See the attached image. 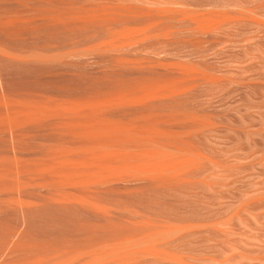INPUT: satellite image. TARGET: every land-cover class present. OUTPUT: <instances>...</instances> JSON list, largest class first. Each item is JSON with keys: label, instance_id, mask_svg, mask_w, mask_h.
<instances>
[{"label": "rangeland", "instance_id": "1", "mask_svg": "<svg viewBox=\"0 0 264 264\" xmlns=\"http://www.w3.org/2000/svg\"><path fill=\"white\" fill-rule=\"evenodd\" d=\"M80 1L81 0H0V43H1L0 45H1L2 48H3V45L4 46H7V47H4V48L8 52L9 51L12 52L11 55L7 52L6 57H4V58L2 57L0 59V90L3 89V90L0 91V99L2 97V100L0 101V105L2 104V107L0 106V111H1L2 115L4 114L3 116L0 115V117L1 116L2 117L8 116L7 115L8 110L11 113L12 108H14V110H15L17 108L15 106L16 105L17 106L18 105H21V104H23V102H25V103H32V100H35V102L36 101L37 102L40 101V103H43V101H46L47 102V100L50 102L49 99H51V98H52L51 100L53 102L55 100L56 101L57 100H63V99H66L68 97L70 98V96H71V98H73V95H75L74 97H81V96H84V95H87V94L95 93L96 91L97 92H101V91L107 89L106 86H109V85L111 86V84L113 83L112 81L110 82L109 77H110L111 80L112 79H115V80H113L114 82H116V80H117V83H121V82H125L126 79L128 81L129 78L132 77V76H133L132 78L140 79V78H142L141 76L146 77L148 75H155V74H158L159 73L157 69L156 70L155 69L154 70L153 69H151V70L150 69L144 70L145 68H143L141 70L142 73L140 71H138V70H134V71L133 70H131V71H126L125 70V72L124 71L122 72V70H118V71L111 72L112 70L110 71V68H111V62L112 61H110L111 60L110 58H112L114 54H116V55L119 54V55H117L119 57H116V55H115V58L113 57L114 59H119V58L122 57L121 59H123V60H125V59L126 60H132V59L141 60L140 58L142 57V55L143 56H147L145 59H147L148 57H150L147 60H149V59L152 58L151 59L152 61H150V60L147 61V60L144 59V61H145L144 62L143 61V58L144 57H142V60H141L144 63V65H145V63H148L149 66L155 65L156 63L157 64H161V62H162V64H167V63H173V64L175 63L176 64L177 61L180 62V64L181 63L182 64L184 63V65H186L185 62H188L189 61L190 64H188L189 63L188 62L187 63L188 66L187 67L190 68L191 65L193 67V64L192 63L194 62L195 63L194 64L195 66L193 68L191 67L192 70H189L188 69L189 70L188 72L189 73H191L192 71L193 72H199L200 75H203L206 78L211 79L212 82L209 83V84H199V82L194 81L193 82L194 85H193V83L191 84V86L193 85L192 87L189 85L190 86L189 87V90L187 91L186 95L184 96L185 101L189 104V106L193 107L196 110H199L198 111V118L194 122L195 123L194 124L195 127L192 126L193 127V128H191L192 130L191 129L190 130L193 131V129L195 128V136H196V138H194L195 137L194 136L193 139H195L196 141L195 140L194 141L197 143V145H198L199 149L202 151L203 155L206 156L208 159H211L213 162H215L218 165V167H215L216 170L213 171V169H214L213 168L214 167L213 166V163L210 162V160L209 161H206V168H209V170L205 171V173L202 175V179L203 180L200 178L201 183H199L197 186H195L194 187L195 189H193V190H189L188 188H186V189H183V190H168V191L167 190H164V191L161 190V191H159L160 189H154V188L151 189L150 187H149L150 188L149 189L148 186H147V189H146L145 188L146 186L144 187L143 185H141V186L139 185V187H138L137 185H134V184H131V185L127 184V186H124V189H122L123 188V185H121L122 187L120 185L118 187V185H117V186H111V188L109 186H104V188H102V187L97 188V189H99V191H101L100 189H102V191H104V190L106 191L105 193L103 192L102 194L98 190H96V188H94V189L91 190V191H94V192H89L90 190L89 191L84 190L86 192H84L83 190H74L75 192L77 191V193H75V194H80L78 192H81V194L84 195V197L81 196V195H77V197H76V195L73 193L74 192L73 190H71V192L73 191L72 194H68V193H70L69 190H66L67 191V193H66L65 190L63 191V189H61V190L59 189V191H63V193H66V195L64 197L65 198L64 200H66V201L69 199V197L71 198L73 196V198H78L79 197V199H78L79 201L78 202H80L81 199H84L85 196H86L88 200L86 201V198H85V200H82V201L85 202L86 205H87V203H90L89 202L90 199H92L96 203H98L100 201V199H101V201L104 200L105 202H103V203L100 202L101 204L99 203L98 205H96V206H98L99 209L102 207V209L105 210V208L107 209V207L113 206V208L116 210L115 205H117V209L119 210V214H118V210L115 211L112 208H111L112 210L111 209L110 210L107 209L108 211L107 210L105 211V212H108V213L99 214V213H102L104 210H102V212H101V211H99V209L96 208V206L95 207H92V205H91V208H90V205L89 204H88L89 206L88 205L86 206L85 204L83 205L82 202H81V204H79V203L76 202V203H74L75 204L74 205L73 204V202H75V201H73L74 199L71 200L72 201L71 202L72 203L71 205H70V202L69 201H67V203L65 202V204H63L61 201H63L64 194L62 192H59V191H58L59 193L57 192L58 195L57 194H55V195L53 194V195L56 196L55 197L56 200H57V196L61 195L60 196V197H62V200L60 198V200H61L60 202L61 203L58 201V204H57V202L55 204V202H54L52 204L54 206H52L51 205L52 202H49L50 203L49 204L48 203L49 199H47V198L50 196V194H49L50 191H55L54 188L53 189L51 188V190L49 191V189H47V187H45V189H46V191H45V189H42V188H44L43 187L44 184L43 185L41 184L42 185V188L41 189H39V187L37 188L38 189L37 192H39V190H40L41 191L40 193L42 194L41 197H40V199H39V196L40 195L36 192L35 185L36 184H40L41 182L38 183L39 182L38 180H36V182H32V180H30L33 175H34V177H33L34 180L37 177L39 178V175L37 174V176H36V174H35V173H37V171L34 172L35 169H33V168H35V166H33V165L34 164H37L39 162V160L36 163H33V162L35 161V158H36V160L37 159H41L40 157L43 156L44 153L45 154H44L43 157H46L48 159L49 156L53 152H56L58 150V148H56V147H59V145H62V147H63L64 144H66V142H64L65 139L63 140V138H66L67 139V137H65V136L62 135L63 136V138H62V136H60L61 134H59L56 131V129L54 128V122H52V121H50L51 123H49V125H47L49 121L48 122L47 121H42V123H41V121H40V123H37V121H36V124L37 125L39 124V127H37V125L35 126V121H32L34 123L33 125H31L32 123L29 122L30 124L28 123V125H27L29 128H27V126H26L25 129L27 131L29 130L30 132L31 131H33V132H31L32 135H28V136H27V134H30V132L27 133V131L22 126L23 124H21V123L19 124L20 126H22L21 128L18 125H15V126H18V128L16 127L17 129L20 128L19 131L22 130L18 134V135H20V134L21 135L20 136H17L16 135V137H15V136H13L14 135V132H12V133L10 132V127L7 126L5 123H3L0 120V123H1L0 124L1 125L0 126L1 127L0 132L2 133V134L0 133V141L2 140L3 143L5 142L4 144L0 142V154H1L0 159H2V158L5 159L6 158V160L8 162L10 159H7V158L12 153L16 152V153H14L16 155L15 158H14V154H12L10 156L11 160L14 159L15 162L17 160L16 163L19 164L20 159H17V156L18 155L20 156V154H22L20 157H22V156L24 157V158L22 157L23 159L22 158L21 159L23 161L22 163L25 164V163L30 162L28 159H30L31 156L34 154L33 157H32L33 161H31L32 163H30V164L28 163L29 165L32 164V166H29V165H26L25 164L27 166L26 167L25 165L23 166V164L21 163V164H19V165H21V167L19 168L18 171L19 172L20 171L23 172L24 170L27 171V169L30 170L29 173L24 171L25 173H28L27 179H29V177H30L29 180L25 179L26 180V183L28 182V184H29V183L32 182V185L30 184L31 186L34 185L33 183H36L34 185L35 188L34 189L32 188L31 191L29 192L28 188H26V186L28 184L24 183L25 180L23 179L24 176L26 178V175H24L25 173H23L24 176L21 177V179H23V181H21L18 176H20L22 174L21 173L19 174V172L18 173L14 172V170L17 171V167H19V166H17L18 164H16L13 161H12V163H9L11 161H9L8 163L3 162V165H5L4 167H6V165L8 166V169L10 167L9 172H6L5 171L6 169L3 167V165L1 166V164H0L1 169L2 168L5 169V170L3 169L4 171L1 170V171L5 172V174L3 172H2L3 174L0 173L2 175V176L0 175L1 178H2V179H0V182L4 181V183L3 182L1 183L2 185H0V187L2 188L6 184L5 185L6 187H3L4 190H6V188H10V189H7L6 191H3L2 190V192L0 190V193H1L0 196L1 197H4V198H2V201L0 200V206H1L0 207V243L2 242L1 245H0V247L4 250V251L0 250V259H1L0 261H1V264L2 263H6L7 259H8L7 262L8 263L10 262V264H11V261H12V264H14L15 262L19 263L20 261H22L25 264H27L26 262H28L27 260L29 258H30V262H32V264H33V261H36V260L38 261V263L42 264V261L40 262L39 259L40 260H42V259L44 260L45 258L48 260V262H53V261L56 262V260L59 261V259H61V257H62L59 254V252H58L60 249H61L60 251H62V249H64V250L66 249L65 251L63 250L65 253L68 251V249H70V251H68V253H73L74 252L76 254L79 251L78 255H80L81 251L84 253L85 250L86 251L92 250V248L87 247L88 244L90 246H91V244H93L92 245L93 246V249L98 247L97 245H99V244H96L97 241L95 240V238L97 240L99 239V242H97V243H100V245L102 246L103 244L108 243V240H110L111 238H113L114 236H116V234L118 233V231H119L118 234H122L121 233V230L123 229V227L121 226V224L123 226H125L124 229L127 228L125 230V232L126 231H129L130 228H128L126 225L129 223L130 220L132 221L134 219L135 214H136V218L138 220H142L143 219L142 221H144L145 219L147 221V219H149V218H146L147 215H150L151 216L150 219L152 221H153V217L158 218L156 220L157 221L160 220V222H163L161 220V218L165 219V221L167 219L166 222H168V219L169 220L171 219L170 221H173V222L174 221L176 222L177 220L179 222V220H180L179 223L176 222V223H178L177 226H180V227H181V224L180 223L183 222L185 224L186 221H187L186 224L193 226L194 227L193 230L194 229L200 230L199 233H196V235H193L194 237H188L189 239L188 238H184L185 240L180 245L178 244L180 247L177 245V247H178L177 249H179L178 250L179 252L177 250H173V251L171 250L174 254H178L179 253L178 256H176V257H179L180 261L183 260V262H187V263L189 262L191 264H196V263L197 264H209V263L210 264H219L217 262H213L212 263V261H208V260L207 261L206 260L204 261V259H205L204 257H206V256L208 257L211 254L210 256L211 257L214 256L215 259H217V260L229 258V259H227L228 262L225 263V264H264V0H157L155 4L149 3V5H147V4L144 3L146 1L143 2L142 0H138V1H141V3H144L145 4V8H146L145 10H143V8H142V6H144V4H140L136 0H134L136 2L133 1L135 4L133 2L128 3V2H130L132 0H126V2L128 3V6H130L129 4H131V6H132V3L134 4V6H132V7H134V9H136L135 12H138L136 14L137 16L135 15V12L133 11L134 9L132 7L131 8L133 9L132 11L134 13L133 12H130L131 11V8H128V7H126V9L127 8L129 9L128 10L129 13L127 12V10H122V9H124L123 6H125L127 4V3L125 4V0H124V2H121L120 4H119V2L121 0L120 1L118 0L119 2H117V0H111L112 2L111 1L108 2V3H110L109 5H107L108 3L105 4L106 1H108V0H106V1L104 0V2H105L104 4L105 5L102 4L101 6L99 5L100 4L99 0H92V2H90L89 0H85V2H83V3H86V6H85V4L82 5L83 3L80 2ZM87 1H89V4L87 3ZM113 1L115 3L117 2L116 4H119V5H117V6H119V8H121V5L123 4L122 5V9H121L123 12L120 11L121 14H119L120 13L119 12L120 9L118 7L115 8V5L116 4L113 3ZM159 1H162V2H160V5L158 4ZM73 2L76 3V4L74 5ZM77 2H79V3H77ZM101 2H103V1H101ZM163 2L164 3L165 2H170L168 4L165 3V4H167L165 6H167V7L168 6L173 7V9H172L173 14H170L169 13V15H172V17L167 15L168 13H166V11H165L166 9H164V11H163V7H165V6H162L163 5ZM68 3H69V5H68ZM97 3H98V5H97ZM161 3H162V5H161ZM55 4H56V6H54ZM138 4H139L140 7H136V6H138ZM156 4L158 6V8H157L158 10L157 9L154 10L156 8ZM58 5H59V7L62 6V7L59 8V11L61 10L60 12L58 11V7H57ZM65 5H66L67 8L71 9L72 12L70 10H69V12H71L73 15H71L68 11H66L68 13H65V12L63 13L62 9L63 10H68V9L65 8ZM63 6H64L65 9L63 8ZM71 6H73V7H71ZM77 6H78V9L80 8V11L82 13H84V14H81V12L79 10H78L79 13H78L77 10H75V9H77ZM92 6L94 7V9L96 7V10H94ZM102 6H104V7L107 6L108 8L107 7L106 8H104V7L102 8ZM160 6H161V8L159 9ZM97 7H100L102 10H99L100 8L97 9ZM167 7H165V8H167ZM175 7H178L176 9H178L179 13H181L180 12V8H183L182 10H184V11H182V12H185V13H183V14H185V16H182V17H185V19H187V20H185V21L183 20V22L180 21V24H179V22H176L177 20H173V15L175 16L174 13H176L174 11L175 10ZM55 8L57 10L56 12H55V10H53ZM85 8H86V10H85ZM112 8H113V10H115V9L117 10L118 13L116 14V16H115V13H116L115 11L113 12V14H110L111 16L109 15V13H112L110 11H113ZM186 8L188 10L187 12H186ZM188 8H190V9L191 8H196V9L199 8L198 9V12H199V10L201 11V9L203 10V12L205 10L208 13L207 16H209V14H211V13H209L210 11H213V13H212L213 15H211V17H207V16L205 17L206 12H205V15H203L204 17H201L202 15L200 14L201 15L200 18H202L201 19L202 21L204 20L203 18H207V19L209 18V20L206 19L207 20L206 21L207 24L208 23L210 24V22L212 23V21H215L217 19L220 20V14H222V17H221L222 19H223V17H224V19H225V17H227V16H223V14L229 15V16H230V14H232V16H235L236 19L234 21H232V22L230 21L231 23H225L223 25L221 24V26L217 27V29H215V28H210L209 29L207 27V26H209V24L207 25L205 23V20H204L203 23H202V21H200L203 26L201 27V25H200V28L199 29H198L199 25H197V24L200 23V22H198L197 24H194V25H197L198 26L197 27V29H198L197 31H199V32H196V34L197 33H201V34L196 35L195 33L194 34L192 33L193 31H190L188 29V27L191 26L190 25V21L191 20H190V18L189 19L187 18L189 16H186V13H189V12L191 13V11H193V13H194V10L193 9L189 10ZM103 9L108 10L107 11L108 14L102 12ZM138 9H140V11ZM167 9H168L167 10V12H168L169 9H170V7H168ZM196 9H195V11H197ZM91 10H92V13H94L96 11L95 13H97V16H99L98 13H100V14L103 13L100 16L103 15V16L111 17L112 21L110 20V18L108 19V21H107V19L104 20L106 22V24L100 22L99 20H101V19H98V21H96V19H93L94 21H92V19H91V18H93L92 16H94V18H95L96 15H95V13L94 14H91ZM39 11L41 13L43 12V14H39L40 13ZM48 11H50V13L52 11V13L50 14ZM89 11H90V13H87V14L88 15L90 14L92 16H88V18H85L84 17L85 16V13L86 12H89ZM125 11H126L127 15L129 14V16L131 15V13L134 14V17H133V15H131V18L129 16L127 17L126 14H124L125 15L124 16L122 13H125ZM141 11H145V12L144 13L143 12L141 13ZM153 11H155V13H156L155 16L153 15V13H154ZM156 11H159L160 14H162L164 12L166 14L164 13V15L163 14L162 15H158V12H156ZM172 11H171V13H172ZM35 12H36V15L34 16V13ZM37 12H39V13H37ZM61 12H62V14H59ZM203 12H202V14H203ZM54 13H56L57 15L59 14V17H57V15H56V17H57L58 20L55 19L56 17L54 16L55 15ZM74 13H75V16H74ZM193 13H191V14H193ZM22 14L24 16H22ZM45 14L46 15L49 14V15H47V17L44 18L45 17ZM52 14H54V15H52ZM66 14H67V16H66ZM76 14H78L79 16L81 15V16L79 17ZM105 14H107V15H105ZM138 14H139V16L140 15L142 16V17H140L141 19L139 18ZM194 14H198V13L196 12ZM51 15H52V17H55L54 19L52 18V22H53V20L54 21L56 20L57 21V22L55 21L56 23H52L51 20H47L48 16H51ZM68 15L71 17L70 18L71 20L69 19L70 21H68L71 26L65 20V18L64 19L61 18L62 16L63 17L66 16L68 18ZM82 15H84V16H82ZM166 15H167V17H166ZM4 16H5L6 20H5ZM17 16H19V17H17ZM72 16L74 17V19H72ZM114 16H115L116 20H115ZM157 16L161 20L163 19L165 22L162 21V24H161V21L159 23H157L160 20V19L159 20L157 19ZM162 16H163V18H162ZM13 17L14 18L17 17V19L19 18L18 19V23H20V24H21L20 21H22L23 18L25 19V17H26V19L28 21L23 20L22 21L23 24H24V22L26 23V25L24 24V26H23V24H21V25L18 24L17 23V19L15 20ZM20 17H21L22 20L20 19ZM38 17H41V18L39 19ZM86 17H87V15H86ZM123 17H124V20H123ZM12 18H13V21H11ZM30 18L32 20H29ZM34 18H35V21L33 20ZM42 18H44V20H42ZM59 18H61L62 20H60ZM77 18H79V20ZM80 18H83L84 20L83 19H80ZM120 18H122V21L123 22H121V19ZM168 18H170V19L168 20ZM48 19H51V17H49ZM88 19L91 20V21H89ZM127 19H129V20H127ZM130 19H132V20H130ZM154 19L156 21L157 20L158 21L156 22V21H154ZM14 20H15L16 23L14 22ZM64 20L66 22V23H64L66 26L63 25V24H61L62 25L61 26L59 24V21L64 22ZM73 20H75V22ZM76 20H78V21L76 22ZM81 20H83L86 23H82L83 21H81ZM113 20H114V22H113ZM149 20H150L152 26H150ZM152 20H153V22H152ZM8 21L13 22L15 25L13 26V23H10L12 25L11 26L9 25V27H8V24L5 23V22L9 23ZM39 21H40V24H38ZM43 21L46 22V23L49 22L48 23L49 25L46 24V23H44ZM101 21H103V20H101ZM167 21H168V23L165 24L166 25V27H165V25H163V24L166 23ZM91 22H93V23L96 22V24H93L92 23V25H91ZM144 22H145L146 25H144ZM146 22H148L149 24H147ZM154 22L156 24L153 26ZM187 22L189 23L188 24L189 26L187 25ZM76 23L78 25H76ZM97 23H99V24H97ZM17 24H18V26L16 27ZM54 24H57V26L54 25ZM84 24H89V25L88 26L87 25L85 26ZM118 24H119V27H118ZM120 24H121V26H120ZM122 24H123V26L125 25L124 27H126V26L129 25L126 28L127 30H129V29L135 30L134 27H136L139 24L136 27V30L137 29H140V31H141V34L139 35V37L137 36L140 39V40L138 39L139 40L138 42H137V39H135L133 37L128 38L130 40V43L128 42L129 41L128 39H126L125 41H123L124 46L126 47V50H125V47H123L121 45L122 46L121 51L122 50H123V52H124V50L126 52L129 51L128 52L129 55H126L127 54L126 52L122 53L121 51H120L121 53L120 52L118 53L117 51H119L120 48H118L117 50L114 49L112 51V52L115 51L116 53H112L110 50H108L113 55L110 52H104V50H101L99 48L101 50L99 52H103V53H99V52L96 53L95 52L96 54L94 53L93 56H92V53H93L91 51V49H92V45H91L92 42L95 45V41H96V43L99 41V43L96 44V46L93 45L94 47H99V45H101V43H103V41H105V40L108 39V36L107 35L110 33V31L112 32V30H115L116 28H118V29H120L121 27L123 28ZM133 24H135L136 26L133 25ZM205 24H206V27L208 29H204V25ZM39 25H41L42 28ZM72 25H74L75 28L77 26V29H75V31L73 30L74 27ZM97 25H100L102 27L99 26L100 27L99 28ZM162 25H163V27H165V30L162 27ZM20 26H22V28H18ZM37 26H39V28ZM47 26H49V28ZM67 26H69V27L66 29ZM79 26H85L83 29H86V30H83L82 27L79 28ZM108 26H109V28H111L112 26L113 27L110 30H107L106 27H108ZM131 26H133V28ZM185 26H187V30H186V27ZM13 27L14 28L16 27V28L14 29ZM60 27H61V29H60ZM91 27L92 28L93 27L94 28L97 27L96 28L97 30L94 29V28L92 30ZM149 27H151V28L154 27L155 29L152 30ZM167 27H169L170 29H172L171 30L172 32L173 31L175 32L176 30H177V32H175V34H174V32L172 33L171 31H169L170 29H168ZM36 28H37V30H39L38 31L39 33H36L37 32ZM144 28L146 29V32L148 31L147 28H149L150 29V32L148 31V33H146V34L143 33L142 34V32H145V29ZM156 28H157V30L158 29H160V30L156 31ZM13 29L17 31V35H16V31H14ZM19 29H20V31H19ZM68 29L72 30L74 32V34L70 30H69L70 32H68ZM78 29H79V31H78ZM80 29H82V30H80ZM101 29L102 30L105 29L109 33L106 31V34H104L105 30H103V34H102V32H101L102 30ZM142 29L144 31H142ZM166 29H168V31H166ZM183 29L186 31V34L184 33L185 31H183ZM40 30H41V32H40ZM63 30H66V31H63ZM99 30H101V31L99 32ZM162 30L164 32L166 31L167 33L166 32L164 33ZM200 30H201V32H200ZM61 31H63V32H61ZM91 31H94L93 32L94 35H95V32H97V35H99V36H97V35H96V37L94 36L93 37V40H92L93 33L90 34ZM151 31L153 32V34L155 33L154 35L157 34L156 37L153 36L151 38V36H152L151 35V33H152ZM188 31H189V33L191 32L192 35L191 34H188L187 33ZM30 32H33L32 34H34L35 36L33 37V35H31ZM84 32H86V34H88V35H86ZM87 32H89V33H87ZM170 32L172 33V35L174 34V37L171 35ZM18 33H20V34L18 35ZM58 33H59V35H58ZM68 33H69V36H68ZM70 33L73 35L72 39L70 38ZM163 33H164V36H162ZM168 33H170V35H168ZM176 33H177V35H176ZM80 34L84 35V37L82 35H80ZM100 34L102 35V37H101ZM30 35H31V37H30ZM74 35H76V40L75 41H74V39H75L74 38L75 37ZM103 35H105L104 37L107 38V39H104V40L100 41L99 38H97V37H100V39L101 38L103 39L104 38ZM141 35L143 37H141ZM146 35H148V36H146ZM37 36H39V37H37ZM144 36L147 37V38H144ZM157 36H161L163 38L160 37V39H158L159 37H157ZM169 36L171 37V39H173L172 41H171V39H170ZM58 37H61V38H58ZM80 37L83 38V39H81ZM86 37H88V38H86ZM34 38H36V39H34ZM41 38H43V39H41ZM77 38L80 39V40H78ZM94 38H96V40ZM153 38H157V41H155V39H153ZM60 39H63V40L61 41ZM89 39H91V40L89 41ZM142 39L143 40L146 39V40L142 42ZM167 39H169V40H167ZM184 39H185V41H183ZM72 40H73V42H75L74 44L76 46L73 45ZM86 40L91 43L89 46L86 45V46H88L87 48H88V50H90L91 54H90V52L87 49H86L87 51H83V50H85V49H83L85 47L84 43H86V44L88 43L89 44V42H87ZM158 40H161V41L159 42ZM164 40H165V42H163ZM188 40H189V42H188ZM63 41H65L64 43H67L69 41L68 42L69 44H67V45L65 44L63 46ZM78 41H80V44L79 45L77 44ZM81 41H84V42H81ZM131 41H135L134 43H136L138 45V46L135 45V48L136 49L134 48V45H133L134 43L132 42V44H131ZM41 42H42V45H40ZM50 43H52V44H54L56 46L55 47H53V46L51 47L52 44H50ZM129 44H130V46L133 45V47H132L133 49L130 48ZM68 45L70 46L68 48L70 52L72 51V49L74 47L77 48V49H75L78 52L77 54L74 51H72V52L75 53L74 54L75 56H77V55L79 56V53H82L83 52L82 54H80V57L78 59L79 61L78 60H74L78 56L75 57L74 55H72L73 53H71L72 56L69 55L72 58L66 56L68 54H66L64 52H66V49H67ZM38 46H39V48H38ZM43 46L46 49H44ZM49 46L51 47L50 50H49ZM79 46H81V47L84 46V47L81 48L83 50H81ZM30 47H31V50L33 48L32 51H35V50L37 51L39 49L37 53H39L40 50L43 51V52L40 51V53L42 54V55L40 54V59H37L38 57L36 58L37 60L35 58L34 59H31V58H33V56L31 55V57H30L31 62H30V59H28V56L30 55V50H29ZM127 47L130 50L127 49ZM57 48H59V50H57ZM26 49L29 50V51H27ZM61 49H64V50L60 51ZM99 49L97 48V50H99ZM4 50H2V51L0 50V52H1L0 53V57L5 55L4 53H6L5 52L6 50L5 51ZM44 50H46L47 52L44 51ZM16 51L17 52H19V51L20 52H23V53H20L19 52L20 55L22 54L21 56L23 57V59H24V56L23 55L26 52L29 53V54L26 53L27 54V57H26L25 60L27 62H25V60H23L22 57H20V56L19 57L22 60H19L20 58L18 59V57H17V60L18 61L16 60V58L15 59L12 58L14 52H15L14 56H18L19 55L18 53H16ZM69 51H67V53ZM130 51L133 52L132 55H131V52ZM60 52H61V54H62V52L64 53V56L67 57V60L72 59L70 61H73V62H69L68 61L67 63H69V64L64 63L66 61V57L65 58L62 57L63 54H62V56L60 54L61 58L59 57V60L61 59L63 61H61V62L58 61V63H56V65L54 63V62H56V61H54L55 60L54 57H52V58H54L53 59L54 62H50L52 60L50 58H48V60H47L46 57H45L46 59L45 58H43V59L41 58V56L43 57V53H44V56H45V54L46 55L48 54L47 56H49V55L52 56L54 53L59 54ZM84 52H85V55L87 53H89L90 55L89 56H87V55L85 56L84 55ZM2 53H3V55H2ZM32 53L35 54V56L37 55L35 52H32ZM104 53L105 54L106 53H109L110 54L111 57L109 56V54H106V55H108V57H109L110 60H108V58H106L107 56L104 55ZM157 53H161V54H159V56H162V54H163L162 58L160 57L159 62H157L158 59H159V57L156 56ZM8 54H9V56H8ZM16 54H18V55H16ZM97 54H99V57H98V60L99 61L97 60V57H95ZM81 55H84L86 58L85 57H82ZM137 55H139V56H137ZM58 56H57L56 59H58ZM90 56H92V57H90ZM126 56L127 57L133 56L134 58H131V57H129L130 59L123 58V57H126ZM136 56H137V58H135ZM155 56L157 57V61H156ZM9 57H10V59H9ZM81 57L83 58L82 60H80ZM101 57L103 59H101ZM138 57H140V58H138ZM163 57H165V59ZM7 58H8V60H7ZM11 58H12V60H11ZM88 58H89L90 61L87 60ZM95 58H96L97 61L94 60ZM113 58H112V60L114 61ZM13 59H14V61H13ZM49 59H50V61H49ZM163 59H164V61H163ZM43 60H47V63L46 62L44 63ZM106 60H107V62L109 61L110 63L109 64H107V62L105 63ZM153 60H155L154 61L155 63L153 62ZM169 60H171V61L173 60V62H171ZM181 60H182V62H181ZM19 61H21V62H19ZM36 62H39V63H36ZM41 62H43L45 65L43 63H41ZM91 62H93L95 64L96 63L98 64L99 62L100 63L98 65L96 64V66L93 67V65H95V64H93ZM149 62H151V63L149 64ZM178 62H177V64H178ZM34 63H36L38 65L35 64L36 65L35 66ZM61 63H63V64L61 65ZM101 63H103V64H101ZM197 63L199 64L198 66H197ZM40 64H42V65H40ZM47 64H48V66H47ZM58 64H60V65H58ZM64 64H67V65H64ZM73 64H75V65H73ZM100 64L102 66L103 65L104 66H108L109 65V67H107L108 69L105 67L106 68L105 69L104 67L102 68V66H100ZM58 66H59V68H58ZM181 66H183V65H181ZM99 67H101L103 69V70L101 69L103 72L101 70H99V71H96L97 73H94L95 70L100 69ZM183 67L187 70V67L186 66H183ZM196 67H198L199 69L197 68V70H196ZM55 68H57V69H55ZM93 68H95V69H93ZM59 69H62V70H60V72H62L63 75L62 74L59 75V73H57V72H59ZM63 70H64V72H63ZM106 70L109 71L110 73L107 72ZM148 70L149 71H152V72L149 73ZM48 71H49V73H48ZM146 71L148 73H145ZM153 71H155V72H153ZM156 71H157V73H156ZM67 72H69V73H67ZM105 72H107V73H105ZM120 72H121V74H120ZM135 72L137 74H139V75H137ZM122 73H124V74H122ZM127 73H128V75H127ZM88 74H91L92 75L91 76V79H90V75L88 76ZM96 74H97V76H96ZM85 75L88 76V78L87 77L85 78ZM99 75H101L100 76L101 78L99 77ZM135 75H137V76H135ZM121 76H123V77H121ZM78 77H80V78H78ZM97 77H99V78H97ZM116 77L119 78V79H117ZM124 77H126V78H124ZM96 78L99 79V80H95V81H98V85H97V82H94L93 81ZM103 78H105V80ZM91 80L93 81L94 84L93 83H90ZM196 82H197V84H196ZM84 83H86V84H84ZM64 84H65V87H64ZM70 84H71V86H70ZM89 84H91V85H89ZM103 84L106 85V86L104 87ZM73 85H74V87H73ZM87 85H89L88 88H87ZM95 85L98 86V87H95ZM5 86H6V88H5ZM48 86H50V87H48ZM60 86H62V87H60ZM75 86H77V87L79 86V87L77 89H75ZM92 86H94L95 88L92 87ZM45 87H46V90L47 91L45 90ZM54 87H56V89ZM70 87H71L72 90L70 89ZM90 87H91V89H90ZM38 88L40 89V91H39ZM52 88H54V91H53ZM65 88L68 89V90H66ZM36 89H37V91H36ZM42 89H44L45 92ZM60 89H62V90H60ZM30 90H32V91H30ZM17 91H19V93ZM20 91H23V93L25 92L24 94H26V96L22 92L20 93ZM90 91H91V93H90ZM14 92L16 93V95H15ZM28 92H30L29 97H27L28 96ZM39 92L42 93V94H40ZM53 92H55V93H53ZM81 93H83V94H81ZM3 94L6 95L7 97L6 96L3 97ZM19 94H20V96H19ZM49 94H51V95L49 96ZM40 95H42V96H40ZM54 95H56V96L58 95L60 97H53ZM10 96H11V99H10ZM18 96H19V98H18ZM23 96L27 97L29 100H27V102H26L24 99H27V98H24ZM14 97L17 98V99H15ZM30 97H31L32 100H30ZM49 97H51V98H49ZM63 97H65V98H63ZM4 98L6 100L9 98V100L5 101ZM41 98L42 99L43 98L44 99L47 98V100H44L43 99V101H42ZM20 99H21V101L22 100H24V101L21 102ZM53 99H55V100H53ZM10 100H12L13 102L11 101L12 103L11 102L9 103L8 101H10ZM20 102H21V104H20ZM4 103L7 104V105L10 104V106L8 105V107H7V105H6V107H5L4 106L5 105ZM13 103L16 104L14 107H13V105H14ZM11 104H13V105L11 106ZM9 107H10V109H8ZM6 109H7V112H6ZM10 113H8V114H10ZM43 122H46V123L43 124ZM26 124H24V125H26ZM41 124H43V125L40 126ZM2 125H6L7 126V127L4 126V127H6V129L7 128L9 129V130L7 129L8 131H6V132H8V134L10 133L12 136L10 134H9L10 135L9 136L7 133L5 135V129H4V127ZM33 126H35L38 129H40L42 127L43 130H45L46 127L48 129L49 128H51V129L54 128V130L57 133L56 132H52V130H53L52 129L51 131L48 130L51 133V135H49L50 133L46 129L47 133H46V131H44L45 134H42L43 133L42 129H40V131L37 129L38 130L37 131L38 135H37L36 129ZM32 127H33V129H32ZM16 128L15 129L14 128L11 129V131H15V130L18 131ZM16 131H15V134L18 133V132L16 133ZM39 132L43 136L40 135L41 137L38 138L37 136H39V134H40ZM33 133H34V136L35 135H37V136L33 137ZM54 133H56V134H54ZM22 134L25 137H23ZM47 134H48V137L50 136L49 138H51V136H52V138H51L52 140L49 139L48 137H46ZM57 134H58L59 138L53 137V135L54 136H57ZM1 135H2V137H1ZM3 136H4V138H3ZM7 136L10 137V138L8 137L9 140H8ZM11 137L12 138L13 137L14 138L20 137L17 140H21L22 142H25V140L27 138V140L29 139V141H28L29 142L28 143L29 145L27 143H25L26 144L25 145L24 143H22L20 141L19 142L21 144L19 142L16 143L15 142L16 139L14 140ZM44 137H46V138H44ZM60 137L62 138V140H63L64 143L61 141V144L58 145V143H60L59 141L61 140ZM53 138H54V140H53ZM22 139H24V141ZM32 139H38L39 141H37V140H35V141H36V143L37 142H40V143L36 144V143H34L35 141L32 142L33 141ZM27 140H26V142H27ZM49 140H51L52 142L51 141L49 142ZM9 141H10L11 147L9 146V144H7V143H9ZM53 141L56 143V145H54L55 143H53ZM43 142H46V143H43ZM14 143H16L17 145L19 143V145L21 147L20 146H17ZM47 143L49 144V146H47L48 145ZM67 143H68L67 144L68 145L67 146L68 148L70 147V145L73 146V144L70 143V139L68 140ZM22 144H24V145H22ZM32 144L36 145V146H34V147H36V149L33 147L34 150H32L30 152V150L32 149V147H30V145H32ZM45 144H47L46 147L44 146ZM52 144L54 145V148H56V150L54 148H52L53 147ZM50 145L52 147H50ZM7 146H9L10 149L12 148L11 153H9L10 152L9 151V147H7ZM24 146H27L26 147V152H25V149H24L25 147ZM15 147L17 148V150L19 148V150H21L22 152L21 151H18L17 152V150H15L16 149ZM37 147H39V148H37ZM43 147H45L44 151L49 150V148H51L49 151H47L48 157L46 155V152L42 151L43 150ZM67 147H65V148L67 149ZM6 148H8L7 149L9 151L8 153L6 152L7 151ZM21 148H23V149H21ZM40 148H42L41 149V152L39 150ZM27 149H28V151L30 153H28ZM63 149L64 148H62V150ZM13 150H15V151H13ZM51 150H52V153L50 152ZM59 150H61V148H59ZM33 151H35V153ZM1 152L3 153V155L4 154H6V155L8 154L9 156L7 155L8 156L7 157V156L4 155L5 156L4 157ZM48 152H50V153L48 154ZM39 153H41V154H39ZM26 154L29 155V157ZM35 155H36V157H34ZM39 155H41V156H39ZM46 158H42V160H40L41 162L38 163V164H41L42 165L43 159H45L44 162H43V165H44L45 164V161H47ZM3 161H5V160H3ZM0 163H2V162H0ZM4 163H6V164H4ZM14 163L16 164L15 166H14ZM11 164H12V167H11ZM38 164L36 166L37 167H39V166L41 167V165H38ZM22 166H23V168H22ZM25 167L27 169H24ZM29 167L32 168V170H34L33 171L34 172L33 175H29L30 172H32V170L29 169ZM8 169H7V171H8ZM11 169H13V170H11ZM10 172L12 173V175H11ZM8 173H9V175L12 178L9 177V175L8 176L6 175ZM15 173H16V175L17 174H19V175H17V176L15 175L14 178H17L18 177V179L21 182H17L16 183L15 182L16 179H14V181H11V179L13 180V174H15ZM4 175H6V177ZM7 177H9L10 180ZM4 178H5V180H4ZM6 179H7V181H9L10 184H12V182H14V185H16V187H18V184H19V189L21 187H24V186H21L20 187V185L26 184V186L24 188L27 189L28 191H26L25 189H24L25 190L24 191L23 188L20 191H18L17 189H15L16 188L15 186H12V187H11V185L9 186L8 185L9 183H7ZM39 180L43 182L44 179L41 177V179L39 178ZM5 181H6V183H5ZM7 185H8V187H7ZM134 186L135 187L137 186L138 187V190L135 189ZM142 186L145 188V190H143L145 192V194L142 193L143 195L141 194V190L144 189V188H142ZM28 187H30V186L28 185ZM108 187L112 191L114 197H117V194H118V197H120L121 195H123L119 199L118 198H115V199H117L116 200V203L117 204L114 201L115 200L114 197L112 195H110L111 192H110L109 189H108V191L110 192V194H107V193H109L106 190ZM120 188L122 189V192H119V193H122V194L121 195H119V193L116 194V192L121 191ZM132 188L135 189V191L134 190L132 191L131 190ZM139 188H141V189H139ZM12 189L14 190V193H15V190H17L16 191L17 193L19 192V194H17V195L16 194L13 195V196L11 195V197H13V198H15L17 196L16 201L19 200V199L22 200L24 198V196H23V198H20V196H21V193L20 192H22V193L24 192V193H26V194L23 193V195L26 196L24 199H26V198H28V200L30 199L29 201L26 199L27 202H29L31 204L32 200L34 201V200L38 199L39 202H37V200H36V202L37 203H41V204H42V202H44L43 204L46 206V208L49 211L45 208V206L43 207V205H41V204H38V206H36L37 204L35 205V202H34V204L32 202V205L33 206L26 205V203L23 204V205H21L22 208L24 207L23 209H21L20 206L18 207L17 205H16V207L13 206L14 204H18V202L20 203V201H18L16 203V201L14 199V204H13V200H12L13 198H11V197L8 196V195L12 194V193H10V192H13ZM125 189H127V190H125ZM8 190H12V191L9 192ZM32 190H33V192H32ZM114 190H116L115 191V195H114ZM146 190H149L150 191V195H149V191H147L148 192L147 193ZM47 191H48V193H47ZM56 191H57V189H56ZM56 191H55V193H56ZM151 191L153 192L154 196H155L156 193L158 194V192H159L158 195H161V196L159 197L157 195L154 198V197H152L153 194L151 193ZM6 192H7L8 195L5 194ZM34 192L37 193V195H39V196L36 197L37 195ZM82 192H84L85 194L82 193ZM96 192H99L100 193V194L98 193L99 196H102V195L103 196L102 197L97 196L96 195L97 194ZM132 192H133V194H132ZM164 192H165V194H164ZM27 193H29L32 196L29 195L30 197H27L28 196ZM44 193L46 195H44ZM47 194H49V195H47ZM67 194L69 196H67ZM88 194H90L89 196H91V195L92 196L89 198L87 196ZM94 194H95V196H93ZM105 194H107L106 196H108V198H109L108 200H105V198H104V197H106ZM4 195H6L7 198ZM33 195H34L35 199H34ZM51 195H52V192H51ZM53 195L50 196V197H53V199L49 197L51 201L55 199ZM70 195H72V196H70ZM131 195H133V198H131L132 197ZM146 195H147L148 199L150 197H152V198H150V200L152 201L153 199H155V201L150 202V204H149L148 201H150V200H148L147 198H145ZM46 196H48V197H46ZM138 196L141 197V198H139ZM1 197H0V199H1ZM8 197L11 198L12 201L11 200L8 201L7 200V199H9ZM18 197H19V199H18ZM44 197H45V200H44ZM66 197H68V198H66ZM80 197H82V198H80ZM111 197H113V199ZM128 197H130V198H128ZM95 198L96 199L98 198L99 200L96 201V200H94ZM121 198H122V200H121ZM106 199H107V197H106ZM132 199H133V202L134 203H132ZM145 199H146V201L147 200L148 201L147 202H144ZM23 200L21 202H23ZM26 200H24V201H26ZM120 200H121V202H120ZM134 200L137 201V203H135ZM10 201L12 203H8ZM45 202H47V203H45ZM106 202H108V203H107V206L104 208L103 206L106 204ZM156 202H157V204H156ZM130 203L132 205H130ZM142 203L144 204V207H142L143 206ZM20 204H22V203H20ZM66 204L67 205L69 204V208L70 209L67 207ZM77 204L80 205V206H78ZM108 204H109V206H108ZM134 204H135V206H134ZM6 205L7 206H10L11 205L14 208V210H13L12 207H11L12 209L11 208L8 209ZM24 205L25 206L32 207V210H29L30 208L29 207H25ZM34 205H35V209H34ZM55 205H57V207L59 205V207H60L59 210L56 207L57 210L54 209L55 212H53V213H57L58 215L57 214L52 215L53 213L49 209V208L52 207L51 210H53V208H55ZM82 205L85 206V207H83ZM100 205H103V206L99 207ZM124 205H126V206H124ZM129 205L134 209L132 212H130L131 210H130ZM93 206H94V204H93ZM148 206H149V209H148ZM61 207H62V210L63 211L65 210V212H62ZM64 207H65V209H64ZM81 207H83V208L81 209ZM86 207H89V208L87 209ZM123 207L124 208L126 207L127 209L126 208L124 209ZM134 207H136V208H134ZM150 207H152V208H150ZM17 208H20V210H18ZM36 208H37V210H36ZM94 208H96V209H94ZM128 208H129L130 211H128ZM153 208L158 210V214H156L157 213V210H154ZM169 208H170V211H169ZM66 209H67V211H66ZM77 209H79V210H77ZM89 209H91V210L89 211ZM123 209L126 210V212H123V214H122V210ZM142 209L143 210L144 209H146V210L148 209V211H145L144 210L146 214L148 213L146 216L144 215L145 213H143L144 211ZM150 209H153V210H151L152 212L150 211ZM162 209L163 210H166V212H168V211L169 212L166 213ZM22 210H23V213L21 214V211ZM74 210L77 211L78 214L75 213L77 215L74 214V212H76ZM82 210H84V211H82ZM92 210L94 211V213H93ZM96 210L99 211V212L98 213H95ZM135 210H137L136 213H135ZM159 210L162 213L161 212L159 213ZM171 210H173V211H171ZM31 211H32V214L30 213ZM42 212L45 215H43ZM111 212H114V213H111ZM150 212H151V214H149ZM163 212H165V213H163ZM24 213H25V215H23ZM62 213L63 214L65 213L66 215L65 214L63 215ZM80 213L82 215L81 217H80ZM86 213L87 214L90 213V214L87 216ZM129 213H130V215H128ZM140 213H141V215L143 213L145 219H144V217L143 218L140 217ZM170 213H172L173 215L175 214V215L174 216L172 215L173 216L172 217ZM176 213H177V215H176ZM46 214H47V216H46ZM95 214H96V216H95ZM109 214H112V216L109 215ZM115 214H116V218H115ZM132 214L134 216H132ZM159 214H160V217L162 216L160 219H159ZM167 214L170 216V218H168L169 216ZM49 215H51V216H49ZM74 215L76 217L78 216L79 217V218L77 217L78 219L81 218L80 221H82L83 223L80 222V221H78V219H76V217L74 218ZM84 215L86 216V218L87 217L88 218L86 219ZM97 215H99V216H97ZM100 215L103 216L104 218L101 217ZM105 215H107V216L109 215L110 217L109 216L108 217L112 221H110V219L107 216H105ZM117 215H119V217ZM121 215H122V217H121ZM164 215L165 216L167 215V216L165 217ZM179 215H182L181 216L182 219L179 218L180 217ZM54 216H56L57 218L54 217ZM65 216H68V217H65ZM175 216H176V218L178 216L179 219L178 218L176 219ZM24 217L26 218V220L24 219ZM27 217H28V219L29 218L30 219L27 220ZM40 217H42V218H40ZM53 217H54V220L52 219ZM62 217H64V218H62ZM70 217L74 218V220L72 218L70 219V220H73L72 221L73 223L69 220ZM95 217H96V219H95ZM131 217H133V219ZM183 217L184 218L187 217V219L185 218V220H183ZM55 218H56V220H55ZM97 218H100V220H97ZM105 218H108L107 220L110 223H107L108 221L105 220ZM121 218H123V219L120 220ZM136 218H135V221H136ZM155 218H154V222L156 221ZM48 219L49 220L51 219V221L49 222ZM58 219H60V221ZM62 219L64 221H62ZM102 219H103L104 222L102 221ZM150 219H149V221H150ZM23 220L26 221V224L29 223L30 228H29V226H27L24 223ZM65 220L67 222H65ZM90 220H91V223H90ZM57 221L59 222L60 225L57 224ZM75 221L76 222L78 221L77 223L79 225L80 224H82V225H80V226L78 225L79 228H76L77 227V223H75ZM99 221H101V222H99ZM119 221H121V222L123 221V222L120 224V223H118ZM44 222H45V224H44ZM62 222H63V224H62ZM95 222L97 224L99 223L100 224V227L97 224H96V226H97L96 227L95 224H94ZM189 222H191L192 224L191 223L189 224ZM74 223H75V225H74ZM85 223H89L91 225L94 224V225L93 226L90 225V227H89V224H85ZM114 223H116L118 225L120 224L119 227L121 226L120 228H122V229H119V227L117 225H114ZM23 224H25V226H23ZM38 224L40 226L41 225L42 226L40 227ZM53 224L54 225L57 224L59 228L56 226V228L54 227L55 229L53 230ZM107 224H109L110 226L113 224V226H111V227L112 228H116L118 230L113 229L114 233H112V230L110 231L111 227L109 225H107ZM47 225L52 226V227H49ZM187 225H184V227L187 226ZM37 226H38V228H36ZM43 226H47V227L44 228ZM60 226H62V227H60ZM66 226L69 228L68 230H67V227ZM103 226H106V228L108 229V231H107L106 228H104L102 230ZM128 226H130V224H128ZM182 226H183V224H182ZM191 226H190V228H189V226H187L188 228L186 227L185 229L186 230L187 229H191ZM21 227L22 228L24 227L23 229H25V231ZM109 227H110V229H109ZM34 228H36V230H34ZM51 228H52V230H51ZM60 228H61V232L59 231ZM12 229L13 230L15 229V230L13 231ZM16 229H19V230L22 229V231L24 233V236L22 235V231H19V230L17 231ZM26 229H29V230H27L28 232L26 231ZM39 229L40 230L42 229L41 231L43 233ZM48 229L51 230V231H48ZM65 229H66V231H65L66 234L69 232L67 235L64 232ZM79 229L82 230V236H81V234H79V233H81V231ZM98 230H100V231H98ZM105 230L107 232V235H109L110 232H111V235L113 234L114 236L112 235L113 237H111V235H109L111 238H108V236L106 235V232L103 233L105 235V236H103L102 235V232L105 231ZM123 230H122V232L125 233ZM10 231H13V233L15 232V234H14L15 236L18 233L17 234L18 236H16L17 239L20 238L19 236H23V237H21V239L24 238V237H26V236L30 237L31 239L30 238L29 239L31 240V242L29 241V239L27 237H26V239H28V240L25 239L26 242L23 241L24 239H22V240L21 239L20 240H16L15 236H13V234ZM34 231H36L37 233L41 232L42 234L41 233L40 234H37ZM30 232L33 235H30ZM46 232L47 233L50 232V234L49 233L47 234ZM51 232L53 233V235L55 234L54 235L55 238L50 236V235H52ZM94 232L95 233L96 232H98V233L101 232V234L97 235L98 234L97 233L96 236H95V234H93ZM115 232H117V233H115ZM9 233H11V234H9ZM44 233H46V234L44 235ZM58 233H62L61 236L62 237L64 236V238L62 239V237L59 236L60 234H58ZM70 233H71V235L73 234L72 235L73 238H71L72 236L70 235ZM25 234H26V236H25ZM36 234H37V236H36ZM91 234H93V235H91ZM2 235H4V236H2ZM10 235L12 236L13 239L12 238L10 239V237H11ZM34 235H35L36 238L35 237L33 238ZM90 235L91 236H95V238L94 237H91ZM8 236H10V237H8ZM46 236H47L48 239L46 238ZM1 237H2V239H1ZM40 237H41V239H37V238H40ZM74 237H76L78 240L77 239H74ZM83 237L85 239H83ZM102 237H104L103 238L104 241H106L108 239L107 242L101 241L102 240ZM106 237H107V239H106ZM14 238H15V240H14ZM69 238H71V239H69ZM88 238H89V240H87ZM9 239H10V241H9ZM49 239H50V241H49ZM56 239L57 240L59 239V241H56ZM32 240H33V242H32ZM44 240L47 241L48 244H51L52 243L53 247H52V245H48ZM71 240L74 242V244L73 243H70ZM90 240L92 242H88ZM93 240H95L96 242H94ZM112 240L113 239H111L109 242H111ZM3 241H5V243L6 242L8 243L6 245L7 247L9 245H12L10 247H11V249L12 248L13 249L11 250L9 247H8V249L10 250L9 252L11 254L13 252L14 257H13V254H12L11 255L12 258H10V253L7 251L8 249L5 246V244H3L4 243ZM13 241H14V243H13ZM15 241H16V243H15ZM34 241L36 243H34ZM38 241H40L41 243L43 242V243L40 244V242H39L38 246H34L35 244L37 245ZM66 241H69V243L72 244V245L70 246V244L68 242H66ZM77 241H79V242H77ZM81 241H83V242L86 241L88 244L86 242L83 243ZM100 241L103 242V243L101 244ZM11 242H12V244H11ZM22 242H23V244H22ZM29 242H30V245H32L33 247H31V246L29 247ZM58 242H59V244H60V242H64V243L66 242V245L67 246L65 244L62 245V243L59 245ZM55 243L57 245H59V246L55 245ZM78 243H81V244H79V246H78ZM43 244H44L45 247L43 246ZM3 245H4V247H6L5 249H4ZM23 245H25V246L28 245L27 246L28 249H26V247H24ZM14 246H16L15 247L16 249L14 248ZM73 246H74V249H73ZM84 246L87 247L88 250L86 248H84ZM34 247L35 248L37 247V249L34 250L33 249ZM57 247H59V250H58ZM67 247H69V248L67 249ZM77 247H79V248H77ZM18 248H19V250H18ZM29 248H31V249H29ZM44 248L47 249V250H44ZM54 248H56L58 250L57 251L55 249V251H57V254H58V255L56 254V259H52L53 257L55 258V255H53L52 258L50 257V255L55 252V251L54 252L52 251V250H54ZM82 248L84 249V251L81 250ZM32 249H33V252L31 253L30 250H32ZM38 249L40 250V253L42 252L41 254L39 253ZM42 249L44 250V252L42 251ZM75 249L76 250L78 249V250L76 251ZM15 250H16V252H15ZM36 250H37V252L34 253V251H36ZM23 251H24V254L23 255L25 256V258L28 256L27 254L30 253L29 254L30 256H28L26 258L27 259L26 262L24 260L25 258H23L24 257L23 255H22L23 257L21 255L18 256V254H20V253L22 254ZM49 251H51L50 254H47V253H49ZM171 251H169V252H171ZM17 252H18V254H17ZM25 252H27V253H25ZM8 253H9V256H7ZM44 253H46V256L49 255L48 257H50V258H47V257H44L43 258V257H41V256H45ZM60 253L62 254V252H60ZM74 253L73 254H67L66 253L67 254L66 264H72V263H69V261L71 260V258L74 259L75 257L76 258L78 257V255L77 256H73ZM42 254H44V255H42ZM66 254L65 255L63 254L64 257H66ZM169 254H171V253H169ZM3 255H5V256H3ZM38 255H39V259L37 258L36 260H34L36 258L35 256H38ZM59 255H60V257H59ZM68 255H72L73 257H70L69 258ZM81 255H82V253H81ZM2 256L3 257H8V258H3ZM32 256H34V257H32ZM184 256H185V258H184ZM64 257H62V258L65 259ZM172 258L175 259L174 256ZM2 259H4V260H2ZM49 259H50V261H49ZM16 260H19V261H16ZM61 261H62V259H61ZM71 262H73V261L71 260ZM24 263H21L20 262V264H24ZM53 263H51V264H53ZM56 263L59 264L58 262H56ZM56 263H54V264H56ZM61 263H64V262H61Z\"/></svg>", "mask_w": 264, "mask_h": 264}, {"label": "bare ground", "instance_id": "2", "mask_svg": "<svg viewBox=\"0 0 264 264\" xmlns=\"http://www.w3.org/2000/svg\"><path fill=\"white\" fill-rule=\"evenodd\" d=\"M90 2H92V0H89ZM89 1H87V3L89 4ZM101 1H103V2H101ZM106 1V0H105ZM109 1H111V0H108V1H106V3L104 2V0H99V2H100V6L102 5V4H107ZM120 1V0H119ZM118 0H117V2H119ZM134 0H132V1H130V2H128V3H131V2H133ZM136 1H138V0H136ZM136 1H134V2H136ZM143 2L144 1H146V2H144L145 4H147V5H149V3H151V4H155L156 3V1L157 0H142ZM72 2V1H71ZM80 2H85V0H81ZM112 2V1H111ZM116 2V3H117ZM121 2H124V0L122 1H120L119 2V4L121 3ZM133 2V3H134ZM140 4H144V3H141V1H138ZM137 2V3H138ZM160 2H162V1H159L158 2V4L160 5ZM49 3V2H48ZM60 3V2H59ZM65 3V2H64ZM77 3H79V2H77ZM113 3H115L114 1H113ZM115 3V4H116ZM127 2H126V0H125V4H126ZM128 3L125 5V6H123L124 7V9H122V5H121V8H119V6H117V5H119V4H116L115 5V8L116 7H118L120 10H119V12L121 11V12H123L122 10H127V12L129 13V9L128 8H131L132 6H134V4L132 3V6H131V4H129L130 6H128ZM136 3V4H137ZM165 3H170V2H165ZM164 2H163V5H162V3H161V5L162 6H165V5H167V4H165ZM67 4V3H66ZM73 4L75 5L76 3H74L73 2ZM81 4V3H80ZM85 4V6H86V3H83L82 5H84ZM104 4V5H105ZM110 3H108L107 5H109ZM145 4H144V6H142V8H143V10H145L146 8H145ZM68 5H69V3H68ZM97 5H98V3H97ZM113 5V4H112ZM54 6H56V4L54 5ZM136 6V5H135ZM58 7V11H59V8L60 7H62V6H60L59 7V5L57 6ZM69 7V6H68ZM71 7H73V6H71ZM75 7V6H74ZM80 7V6H79ZM84 7V6H83ZM93 7V6H92ZM104 6H102V8H103ZM107 6H105L104 8H106ZM113 7V6H112ZM126 7H128L127 9H126ZM136 7H140L139 6V4H138V6H136ZM148 7V6H147ZM165 7H167V6H165ZM165 7H163V11H164V9H166L165 11H166V13H168L167 15L168 16H171L172 17V15H169V13L170 14H173V11H172V9H173V7H171V6H168V7H170V9H169V11L167 12V8H165ZM63 8H64V6H63ZM65 8L66 9H68V10H63L62 9V11H63V13L65 12V13H68L69 12V10L71 11V9H69V8H67L66 7V5H65ZM64 8V9H65ZM98 8H100V7H97V9ZM108 8V7H107ZM114 8V7H113ZM113 8H112V10H113ZM133 9H134V7H132ZM131 8V11L130 12H135V10L136 9H132ZM141 8V9H142ZM154 8V7H153ZM158 8V6H157V4H156V8L154 9V10H156ZM161 8V6L159 7V9ZM176 8H178V7H175V12L176 13H174L175 14V16L173 15V20H177L176 22H179V24H180V21H182L183 22V20L185 21V20H187V19H185V17H182V16H185V14H183V13H185V12H182V11H184V10H182L183 8H180V12L181 13H179V11H178V9H176ZM12 9V8H11ZM52 9V8H51ZM73 9V8H72ZM75 9V8H74ZM83 9V8H82ZM81 9V10H82ZM88 9V8H87ZM92 9V8H91ZM93 9H94V7H93ZM122 9V10H121ZM189 10H191V9H193L194 10V13H198V14H194L193 13V11H191V13H193V14H191L190 12V14L189 13H186V16H189V17H187L188 19L190 18V25L191 26H189L188 24V22H187V25L189 26L188 27V29L190 30V31H193L192 33L194 34H196V32H199V31H197L199 28H200V25H201V27L203 26L202 25V23L204 22V20H205V23L207 24V20H209V18L207 19V18H203L204 20L202 21L201 19L202 18H200V16L201 17H204L203 15H205V10H204V12H203V10L201 9V11L199 10V12H198V9H196V8H188ZM195 9L197 10V11H195ZM46 10V9H45ZM49 10V9H48ZM53 10H55V12L57 11L56 10V8L55 9H53ZM75 10H79L80 11V8L78 9V6H77V9H75ZM74 10V11H75ZM85 10H86V8H85ZM89 10V9H88ZM94 10H96V7H95V9ZM99 10H102L101 8L99 9ZM105 9H103V11L102 12H104V13H107L108 14V10H105ZM111 10V9H110ZM133 10V11H132ZM139 11H140V9H138ZM137 10V11H138ZM158 10V9H157ZM162 10V9H161ZM6 11V10H5ZM41 11V10H40ZM39 11V12H40ZM61 11V10H60ZM59 11V12H60ZM66 11H68V12H66ZM79 11H78V13H79ZM83 11V10H82ZM116 12L115 13V16H116V14L118 13L117 12V10L115 9V10H113V11H110V12H112V13H109V15L110 14H113V12ZM160 11V10H159ZM159 11H156V12H158V15H164V13H162V14H160V12ZM171 11H172V13H171ZM188 10H187V8H186V12H187ZM209 11V10H208ZM39 12H37V13H39ZM49 13H50V11H48ZM72 12V11H71ZM71 12H69L71 15H73ZM81 12V11H80ZM84 12V11H83ZM96 12V11H95ZM94 12V13H95ZM101 12V11H100ZM121 12L119 13V14H121ZM133 12V13H134ZM144 13L145 11H141V13ZM154 13H153V15L155 16V11H153ZM201 12V13H200ZM202 12H203V14H202ZM216 12V11H215ZM51 13H52V11H51ZM50 13V14H51ZM58 13V12H57ZM87 13H90V11L89 12H86L85 13V16L84 15H82V16H84L85 18H88V16H92V15H88ZM94 13H92V10H91V14H94ZM138 12H135V15L137 14ZM165 13V14H166ZM209 13H211V14H209V16H207L208 15V13L206 12V15H205V17L207 16V17H211V15H213L212 13H213V11H210ZM25 14V13H24ZM39 14H43V12L41 13H39ZM55 14V15H54ZM54 14H52V15H54L55 17H56V13H54ZM59 14H62V12L61 13H59ZM59 14L57 15V17H59ZM81 14H84V13H82L81 12ZM99 14V16H97V13H95V18H94V16H92L93 18H91L92 19V21H94L93 19H96V21H98V19H101V20H103V21H101V20H99L100 22H102V23H104V24H106V22L104 21V20H106L107 19V21H108V19L110 18V20L112 21V19H111V17H107V16H100L101 14H103V13H98ZM107 14H105V15H107ZM123 15L124 14H126L127 15V13H126V11H125V13H122ZM183 14V15H182ZM189 14V15H188ZM201 14V15H200ZM16 15V14H15ZM29 15V14H28ZM33 15V14H32ZM36 15V12L34 13V16ZM47 15H49V14H47ZM47 15L45 14V17L44 18H46L47 17ZM52 15L51 16H48V18L49 17H51V19H48L47 18V20H51V22H52V18L54 19L55 17H52ZM76 15H78V14H76ZM86 15H87V17H86ZM131 15H133V17H134V14H132L131 13ZM131 15L129 16V14L127 15V17L129 16L130 18H131ZM144 15V14H143ZM167 15H166V17H167ZM181 15V16H180ZM191 15V16H190ZM21 16V15H20ZM22 16H24L23 14H22ZM66 16H67V14H66ZM61 17V18H65V20L68 22V21H70L71 19V17L68 15V18L67 17ZM74 16H75V13H74ZM79 16V15H78ZM81 16V15H80ZM79 16V17H80ZM111 16V15H110ZM115 16H114V18H115ZM122 16V15H121ZM125 16V15H124ZM137 16V15H136ZM138 16H139V14H138ZM223 16H227V17H225V19H224V17H223V19L221 18L222 17V14H220V20H215V21H212V23L210 22V24H209V26H207L209 29L210 28H215V29H217V27H219V26H221V24L223 25V24H225V23H231L232 21H234L235 19H236V17L235 16H232V14H230V16L229 15H225V14H223ZM9 17V16H8ZM17 17H19V16H17ZM17 17L16 18H14L15 20L17 19ZM57 17L55 18V19H57ZM140 17H142L141 15L139 16V18ZM153 17V16H152ZM161 17V16H160ZM165 17V18H166ZM4 18H5V16H4ZM13 18L11 19V21H13ZM28 18V17H27ZM36 18V17H35ZM35 18L33 19L34 21H35ZM39 19L41 18V17H38ZM44 18H42V20H44ZM61 18H59L60 20H62ZM68 20H67V19ZM162 18H163V16H162ZM176 18V19H175ZM10 19V18H9ZM8 19V20H9ZM19 19V18H18ZM18 19H17V23H18ZM20 19H21V17H20ZM70 19V20H69ZM72 19H74V17L72 16ZM76 19V18H75ZM78 20H79V18H77ZM80 19H83V18H80ZM121 19V22H123L122 21V18H120ZM126 19V18H125ZM133 19V18H132ZM132 19H130V20H132ZM135 19V18H134ZM141 19V18H140ZM157 19L159 20L160 18L157 16ZM170 18H168V20H169ZM207 19V20H206ZM222 19V20H221ZM5 20H6V18H5ZM15 20H14V22H15ZM22 20V19H21ZM23 20H26V21H28L27 19H26V17H25V19L23 18ZM22 20V21H23ZM29 20H32L31 18L29 19ZM46 20V21H47ZM58 20V19H57ZM65 20H64V22H62V21H59V24L61 25V24H63V25H65L64 23H66L65 22ZM78 20H76V22L78 21ZM84 20V19H83ZM83 20H81V21H83ZM86 20V19H85ZM89 20V19H88ZM115 20H116V18H115ZM123 20H124V17H123ZM127 20H129V19H127ZM136 20V19H135ZM151 20V19H150ZM150 20H149V23H150V26H152L151 25V22H150ZM157 20V21H158ZM166 20V19H165ZM11 21H8L9 23H7V22H5L6 24H8V27H9V25L11 26L12 24H10V23H13V22H11ZM20 21V20H19ZM22 21H20L21 22V24H23V22ZM56 21V20H55ZM54 20H53V22L52 23H56ZM74 22H75V20H73ZM89 21H91V20H89ZM138 21V20H137ZM136 21V22H137ZM148 21V20H147ZM154 21H156L155 19H154ZM156 21V22H157ZM161 21V24H162V21H164L163 19L161 20H159L157 23H159ZM200 21H202V23L200 22ZM231 21V22H230ZM30 22V21H29ZM38 22V21H37ZM44 22V21H43ZM42 22V23H43ZM50 22V23H51ZM62 22V23H61ZM80 22V21H79ZM113 22H114V20H113ZM117 22V21H116ZM125 22V21H124ZM135 22V21H134ZM152 22H153V20H152ZM165 22V21H164ZM163 22V23H164ZM198 22H200V23H198ZM16 23V22H15ZM44 23H46V22H44ZM49 23V22H48ZM48 23H46V24H48ZM51 23V24H52ZM69 23V22H68ZM82 23H86V22H82ZM92 23L93 22H91V25H92ZM118 23V22H117ZM129 23V22H128ZM127 23V24H128ZM133 23V22H132ZM147 24H149L148 22H146ZM168 23V21L166 22V23H164L163 25H165V24H167ZM186 23V22H185ZM198 23V24H197ZM5 24V25H6ZM18 24H20V23H18ZM18 24L16 25V27L18 26ZM20 24V25H21ZM24 24L26 25V23L24 22ZM24 24H23V26H24ZM30 24V23H29ZM38 24H40V21H39V23ZM45 24V25H46ZM58 24V23H57ZM57 24H54V25H56L57 26ZM90 24V23H89ZM89 24H84L85 26L87 25H89ZM93 24H96V22H94ZM97 24H99V23H97ZM126 24V25H127ZM137 24V23H136ZM156 23L154 22V24H153V26L155 25ZM194 24H197V25H199V27L197 26V25H194ZM206 24L204 25V29H208L207 27H206ZM207 24V25H208ZM15 24L13 23V26H14ZM49 25V24H48ZM53 25V24H52ZM68 25V24H67ZM69 25H70V23H69ZM76 25H78L77 23H76ZM75 25V26H76ZM80 25V24H79ZM117 25V24H116ZM131 25V24H130ZM133 25H135V24H133ZM139 25V24H138ZM137 25V26H138ZM144 25H146L145 24V22H144ZM160 25V24H159ZM163 25H162V27H163ZM184 25V24H183ZM186 25V24H185ZM39 26H41V25H39ZM39 26H37L38 28H39ZM62 26V25H61ZM66 26V25H65ZM71 26V25H70ZM73 27H74V25H72ZM85 26H79V28L80 27H82V29L85 27ZM98 27L100 26V25H97ZM104 26V25H103ZM120 26H121V24H120ZM122 26H123V24H122ZM125 26V25H124ZM123 26V28L121 27L120 29H118V28H116L115 30H112V32L110 31V33L107 31V30H110L111 28H109V26L108 27H106L107 28V30H105V29H103V30H105V32H104V34H106V31L109 33H107L108 35V39L107 38H105L104 36L105 35H103V39L101 38L100 39V37H97V38H99V40L100 41H102V40H104V39H107V40H105V41H103V43H101V45H99V47H94V46H96V44H98L99 43V41L96 43V41H95V45L93 44V42H92V44L89 42L91 39H89V41H87V42H89V44L87 43H84V45H85V47L84 46H82V47H84L83 49H85V50H83V49H81L82 47L81 46H79L80 47V49L81 50H83V51H87L88 50V46L91 44L92 45V49H91V51L93 52L92 53V56H93V54L96 52V53H98L99 51H101V50H104V52H112L114 49H118V48H120L119 49V51H117L118 53L121 51V48H122V46L123 47H125L124 46V43H123V41H125L126 39H128V38H131V37H133V38H135V39H137V42L140 40L138 37H139V35L141 34V31H140V29H137L136 30V27H134L135 28V30H131V29H129V30H127L126 28L129 26H126V27H124ZM149 26V25H148ZM182 26V25H181ZM7 27V26H6ZM7 27V28H8ZM15 27V28H16ZM48 28H49V26H47ZM51 27V26H50ZM54 27V26H53ZM69 26H67L66 27V29L68 28ZM95 27V26H94ZM93 27V28H94ZM100 27H102V26H100ZM99 27V28H100ZM105 27V26H104ZM118 27H119V24H118ZM132 28H133V26H131ZM146 27V26H145ZM160 27V26H159ZM165 27H166V25H165ZM165 27H163L164 28V30H165ZM186 27V30H187V26H185ZM197 27H198V29H197ZM14 28V27H13ZM14 28V29H15ZM18 28H22V26H20V27H18ZM24 28V27H23ZM32 28V27H31ZM41 28H42V26H41ZM56 28V27H55ZM54 28V29H55ZM58 28V27H57ZM71 28V27H70ZM92 28V27H91ZM93 28H92V30H93ZM97 28V27H96ZM96 28H94V29H96ZM150 29H155L154 27L153 28H151V27H149ZM149 28H147L148 29V31L150 32V29ZM168 29H170L169 27H167ZM13 29V30H14ZM27 29V28H26ZM46 29V28H45ZM44 29V30H45ZM60 29H61V27H60ZM59 29V30H60ZM65 29V28H64ZM75 29H77V26H76V28L74 27L73 28V30L75 31ZM82 29H80V30H82ZM145 29V28H144ZM168 29H166V31H168ZM23 30V29H22ZM36 30H37V28H36ZM70 29H68V32H73L72 30H70ZM83 30H86V29H83ZM97 30V29H96ZM102 30V29H101ZM101 30H99V32L101 31ZM103 30L101 31L102 32V34H103ZM131 30V31H130ZM158 30H160V29H158ZM157 30V28H156V31H158ZM172 29H170L169 31H171ZM214 30V29H213ZM14 31H16V30H14ZM19 31H20V29H19ZM27 31V30H26ZM35 31V30H34ZM39 30H37V32L36 33H39L38 32ZM63 31H66V30H63ZM63 31H61V32H63ZM78 31H79V29H78ZM142 31H144L143 29H142ZM148 31L146 32V29H145V32H142V34L143 33H148ZM155 31V30H154ZM163 31V30H162ZM165 31V32H166ZM183 31H185L184 29H183ZM182 31V32H183ZM195 31V32H194ZM205 31V30H204ZM211 31V30H210ZM40 32H41V30H40ZM60 32V33H61ZM81 32V31H80ZM83 32V31H82ZM94 31H91L90 32V34L91 33H93ZM152 32V31H151ZM164 32V31H163ZM164 32V33H165ZM172 32V31H171ZM170 32V33H171ZM174 32V31H173ZM172 32V33H173ZM175 32H177V30L175 31ZM175 32H174V34H175ZM200 32H201V30H200ZM8 33V32H7ZM13 33V32H12ZM31 33V35H33V37L35 36L34 34H32L33 32H30ZM35 33V32H34ZM45 33V32H44ZM56 33V32H55ZM85 34H86V32H84ZM87 33H89V32H87ZM160 33V32H159ZM164 33L162 34V36H164ZM167 33V32H166ZM170 33H168V35H170ZM172 33H171V35H172ZM185 34H186V31L184 32ZM188 34H191V32L189 33V31L187 32ZM20 33H18V35H19ZM22 34V33H21ZM28 34V33H27ZM73 34H74V32H73ZM83 34V33H82ZM82 34H80V35H82ZM89 34V35H90ZM99 34V33H98ZM155 34V33H154ZM153 34V32L151 33V38L153 37V36H155L156 37V35H154ZM174 34L172 35L173 37H174ZM198 34H201V33H197L196 35H198ZM203 34V33H202ZM16 35H17V31H16ZM31 35H30V37H31ZM57 35V34H56ZM58 35H59V33H58ZM63 35V34H62ZM72 34L70 33V38L72 39V37H73V35L71 36ZM86 35H88V34H86ZM85 35V36H86ZM96 35H97V32H95V35H94V33H93V36H92V40H93V37L95 36L96 37ZM101 35V34H100ZM161 35V34H160ZM176 35H177V33H176ZM192 35V34H191ZM8 36V35H7ZM12 36V35H11ZM65 36V35H64ZM68 36H69V33H68ZM67 36V37H68ZM75 37V39H74V41L76 40V35H74ZM83 37H84V35H82ZM97 36H99V35H97ZM138 36V37H137ZM146 36H148V35H146ZM166 36V35H165ZM37 37H39V36H37ZM46 37V36H45ZM57 37V36H56ZM66 37V36H65ZM64 37V38H65ZM90 37V36H89ZM101 37H102V35H101ZM141 37H143L142 35H141ZM157 37H159L158 39H160V37L161 36H157ZM168 37V36H167ZM170 37V36H169ZM58 38H61V37H58ZM81 38V37H80ZM86 38H88V37H86ZM144 38H147V37H145L144 36ZM143 38V39H144ZM161 38H163V37H161ZM10 39V38H9ZM30 39V38H29ZM34 39H36V38H34ZM41 39H43V38H41ZM52 39V38H51ZM70 39V40H71ZM78 39V38H77ZM81 39H83V38H81ZM95 40H96V38H94ZM139 39V40H138ZM142 39V42L143 41H145V40H143ZM153 39H155V41H157V38H153ZM166 39V38H165ZM170 39H171V37H170ZM182 39V38H181ZM3 40V39H2ZM39 40V39H38ZM45 40V39H44ZM61 41L63 40V39H60ZM78 40H80V39H78ZM129 40V39H128ZM127 40V41H128ZM134 40V39H133ZM167 40H169V39H167ZM166 40V41H167ZM173 39H171V41H172ZM17 41V40H16ZM33 41V40H32ZM41 41V40H40ZM50 41V40H49ZM52 41V40H51ZM85 41V40H84ZM84 41H81V42H84ZM136 41V40H135ZM135 41H131V44H132V42L134 43ZM159 42L161 41V40H158ZM183 41H185V39L183 40ZM65 41H63V46L66 44H69L67 41V43H64ZM72 42H73V40H72ZM71 42V43H72ZM129 43H130V40L128 41ZM163 42H165V40L163 41ZM188 42H189V40H188ZM191 42V41H190ZM28 43V42H27ZM34 43V42H33ZM32 43V44H33ZM55 43V42H54ZM62 43V42H61ZM75 42H73V45H75L74 44ZM127 43V42H126ZM1 44V43H0ZM35 44V43H34ZM50 44H52V43H50ZM78 45L80 44V41H78V43H77ZM83 44V43H82ZM141 44V43H140ZM9 45V44H8ZM40 45H42V42H41V44ZM44 45V44H43ZM71 45V44H70ZM86 45H88V46H86ZM94 45V46H93ZM122 45V46H121ZM127 45V44H126ZM134 45V48H135V45H137L136 43H134L133 44ZM133 45H131L130 46V44H129V46H130V48H132L133 47ZM48 46V45H47ZM55 47L56 45H54V44H52L51 45V47ZM76 46V45H75ZM128 46V45H127ZM138 46V45H137ZM4 47H7V46H4L3 45V48L1 47V45H0V50L2 51V50H4L5 48ZM32 47V46H31ZM31 47H30V55L28 56V59H30V57H31V55L33 56V58H31V59H36L37 57V59H40V51H39V53H37L38 52V50L36 51H32L33 50V48H32V50H31ZM35 47V46H34ZM44 47V46H43ZM50 46H49V50H50V48H51ZM58 47V46H57ZM70 46L68 45V47H67V49H66V52H64V53H66V54H68V55H66V56H68V57H70L69 55H71V53H73L72 55H74L75 53L77 54L78 52L75 50V49H77L76 47H74L73 49H72V51H74V52H70L69 51V48ZM96 49H94V48ZM37 48V47H36ZM38 48H39V46H38ZM61 48V47H60ZM72 48V47H71ZM70 48V49H71ZM97 48L99 49V50H97ZM17 49V48H16ZM44 49H46L45 47H44ZM65 49V48H64ZM64 49H61L60 51H62V50H64ZM87 49V50H86ZM127 49H129L128 47H127ZM133 49V48H132ZM136 49V48H135ZM138 49V48H137ZM6 50V49H5ZM4 50V51H5ZM20 50V49H19ZM27 50V49H26ZM29 50H27V51H29ZM43 50V49H42ZM52 50V49H51ZM55 50V49H54ZM53 50V51H54ZM57 50H59V48H57ZM79 50V49H78ZM108 50H110V51H108ZM125 50H126V47H125ZM124 50V52H126ZM130 50V49H129ZM24 51V50H23ZM35 52L37 55L35 56V54H33L32 52ZM44 51H46V50H44ZM67 51H69L68 53H67ZM80 51V50H79ZM89 52H90V50H88ZM128 51V50H127ZM138 51V50H137ZM6 53H4L5 55L4 56H1L0 57V59L3 57H6V54H7V50L5 51ZM11 51H9L8 53L11 55L12 54V52L10 53ZM20 52V51H19ZM19 52H17L16 51V53H18L19 54ZM41 52H43V51H41ZM47 52V51H46ZM55 52V51H54ZM81 52V51H80ZM110 52V53H111ZM122 53H124L123 52V50L121 51ZM120 52V53H121ZM129 52V51H128ZM128 52H126L127 54L126 55H129V53ZM131 52V51H130ZM165 52V51H164ZM1 53V52H0ZM3 53H2V55H3ZM20 53H23V52H20ZM27 53V52H26ZM24 54L23 56H24V59H23V57L19 54H16V55H18V56H14V54H15V52H14V54H13V57L12 58H16V60H17V57H18V59L20 58V57H22V59L23 60H25L26 59V57H27V54H29V53H27V54ZM51 53V52H50ZM64 53L62 52V54H63V56H62V54H61V52L59 53V54H57V53H52L53 55L52 56H47L46 54H45V56H44V53H43V57L41 56V58L43 59V58H47V60H48V58H50V59H52L51 61H50V59H49V61L50 62H54V61H56V62H54L55 63V65H56V63H58V61L59 62H61V61H63V60H59V57L61 58V56L62 57H66V56H64ZM83 53V52H82ZM82 53H79V56L77 57V56H75V57H77V58H75L74 60H78L79 59V57H80V54H82ZM87 53V52H86ZM95 53V54H96ZM99 53H103V52H99ZM112 53H116L115 51L114 52H112ZM111 53V54H112ZM132 53L133 52H131V55H132ZM163 53V52H162ZM9 54H8V56H9ZM60 54H61V56H60ZM90 54H91V52H90ZM89 53H87L86 55L87 56H89L90 55ZM106 54H109V53H106ZM105 53H104V55H106ZM158 54V55H157ZM156 54V56L157 57H159V59H158V61H157V57L155 56V58H156V61L157 62H159V60H160V57L162 58V56H163V54H162V56H159V54H161V53H157ZM39 55V56H38ZM42 55V54H41ZM58 56V59H56L57 58V56ZM71 55V56H72ZM84 55H85V52H84ZM84 55H81L82 57H85ZM98 55V56H97ZM95 57H97V60H98V57H99V54H97ZM102 55V54H101ZM113 55V54H112ZM115 55L116 54H114L113 55V57L115 58ZM117 55H119V54H117ZM116 55V57H119V56H117ZM125 55V54H124ZM135 55V54H134ZM133 55V56H134ZM155 55V54H154ZM20 56V57H19ZM92 56H90V57H92ZM107 56V57H106ZM105 57L106 58H108V60H110V61H112L111 62V68H110V71L111 72H114V71H118V70H122V72L124 71L125 72V70L126 71H131V70H138V71H140L141 72V70L143 69V68H145L144 70H147V69H157L158 70V74H155V75H148V76H146V77H143V76H141L142 78H140V79H135V78H132V77H130L129 78V80L127 81V79H126V81L125 82H121V83H117V80H116V82H114L113 80H115V79H110V77H109V80H110V82L112 81L113 83L111 84V86L109 85V86H106V85H104V87L106 86V88L107 89H105V90H103V91H101V92H95V93H91V91H90V93L91 94H87V95H84V96H81V97H74L75 95H73V98H71V96H70V98L68 97V98H66V99H63V98H65V97H63L62 99L63 100H55V99H53V100H55V101H53L52 102V98L51 97H49V98H51V99H49L50 100V102L47 100V98L46 99H44V100H47V102L46 101H43V99H42V101H43V103H40V101H36L35 102V100H32L31 99V97H30V100H32V103H25V102H23V104H21V102L22 101H26L27 102V100H29L27 97H29V94H30V92H28V96L27 97H25L26 96V94H24L23 93V91H20V93L22 92L25 96H23L24 98H27V99H24L23 97V99L24 100H22L21 101V99H20V104L21 105H16V104H11V106L13 105V107L15 106V107H17L15 110H14V108H12V110H11V113H10V111L8 110V113H10V114H8L7 113V115L8 116H5V117H2L3 115H2V113H1V111H0V115H2L1 117H0V120L3 122V123H5L7 126H9L10 127V132L12 133V132H14V135L13 136H15L16 137V135L17 136H20V135H18L19 133H20V131H22V130H20L19 131V129L23 126V128L25 129V127L28 125V123L29 122H31L32 124L31 125H33L34 123L32 122V121H35V126L37 125L36 124V121H37V123H40V121H41V123H42V121H49L48 122V124L47 125H49V123H51L50 121H52V122H54V128L56 129V131L59 133V134H61L60 136H65V137H67V139L66 138H63V136H62V138H63V140H64V142H66V144H64V146L65 147H67L68 145V140L70 139V143H72L73 144V146H71L70 144V147L68 148L67 147V149L63 146L62 147V145H59V144H61V141L63 142V140H62V138H61V140L59 141L60 143H58V145H59V147H56V148H58V150H59V148H61V150H57L56 152H53L52 153V150L50 151L52 154L49 156V158L47 159L46 157H43L44 156V154H43V156H41V155H39V156H41L40 158L41 159H37L36 160V158H35V161L33 162V163H36L38 160H39V162L38 163H40L41 161L40 160H42V158H46L47 159V161H45V164L43 165V162H44V160L45 159H43V162H42V165L41 164H38V165H41V167L39 166V167H37L36 165L37 164H34L33 166H35V168H33V169H35V171L34 170H32V168H30L29 167V169H31L32 170V172H30V174L29 175H33L34 174V172H36L37 171V173H35L36 174V176H37V174L39 175V178L41 179V177L44 179L43 180V182L42 181H40L39 180V178L37 177V178H35V180L33 179V177H34V175L32 176V178L30 179V177H29V179L30 180H32V182H36V180H38L39 182L38 183H40V184H36V183H33L34 185H35V187H36V192H37V188L39 187V189H41L42 188V185H43V187L44 188H42V189H45V187H47V189H49V191L51 190V188L53 189L54 188V190L56 191V189H57V191H56V193H55V191H50V196H52L53 194L55 195V194H57V192L59 191V189L61 190V189H63V191L65 190V192L67 193V191L66 190H69L70 191V193H68V194H72V192L74 191V190H86V191H89V192H94V191H91L92 189H94V188H96V190H98L99 191V189H97V188H100V187H102V188H104V186H109L110 188H111V186H117L118 185V187H119V185L121 186V185H123V188L122 189H124V186H127V184H129V185H131V184H134V185H137L138 187H139V185L141 186V185H143L146 189H147V186H148V188L150 187L151 189L152 188H154V189H160L159 191H161V190H183V189H186V188H188L189 190H193V189H195L194 187L195 186H197L199 183H201V180H200V178L202 179V175L205 173V171H207V170H209V168H206V161H209L210 160V162H212L213 163V171L214 170H216V168L215 167H218V165L215 163V162H213L211 159H208L206 156H204L203 155V153H202V151L199 149V147H198V145H197V143L195 142L196 140L195 139H193V137L195 136V128L193 129V131H191L192 129L191 128H193L192 126H194L195 127V121H196V119L198 118V111L199 110H196V109H194L193 107H191V106H189V104L185 101V98H184V96L186 95V93H187V91L189 90V87L191 86V84L194 82V81H197V82H199V84H209V83H211L212 82V80L211 79H209V78H206L205 76H203V75H200L199 74V72H191V73H189L188 71L189 70H192V68L195 66L194 64V62L192 63L193 64V67H192V65H191V67L189 68V67H187L188 65H187V63L189 62H185L186 63V65H184V63L182 64H180V62H178V64H177V62H176V64L174 63H167V64H162V62H161V64H155V65H151V66H149L148 65V63H145V65H144V63L141 61L142 60V57H144L143 58V61H144V59L147 57V56H143L142 55V57L140 58V57H138V58H140L141 60H138V59H132V60H123V59H121V58H119V59H114L113 57V59H114V61L112 60V58H110L109 59V57H108V55H106ZM109 56H110V54H109ZM121 56V55H120ZM133 56H129V57H131V58H134ZM137 56H139V55H137ZM137 56L135 57V58H137ZM52 57H54L55 58V60L53 61V59L54 58H52ZM80 58V60H82L83 58ZM104 57V58H105ZM111 57V56H110ZM129 57H123V58H128V59H130ZM12 58H11V60H12ZM45 58V59H46ZM70 58H72V57H70ZM86 58V57H85ZM148 58H150V57H148ZM147 58V59H148ZM164 59H165V57H163ZM6 59V58H5ZM9 59H10V57H9ZM14 59H13V61H14ZM21 58L19 59V60H22ZM27 59V60H28ZM31 59H30V62H31ZM36 59V60H37ZM69 59V58H68ZM101 59H103L102 57H101ZM147 59H145V60H147ZM152 59V58H151ZM151 59H149L150 61H152ZM154 59V58H153ZM164 59H163V61H164ZM7 60H8V58H7ZM10 60V61H11ZM47 60H43L44 61V63L46 62L47 63ZM70 60H72V59H69V60H67V57H66V61L64 62V63H67L68 61L69 62H73V61H70ZM88 61H90L89 60V58L87 59ZM92 60V59H91ZM94 60H96V58L94 59ZM96 60V61H97ZM149 60H147V61H149ZM180 60V59H179ZM18 61V60H17ZM29 61V60H28ZM39 61V60H38ZM79 61V60H78ZM93 61V60H92ZM99 61V60H98ZM146 61V62H147ZM155 60H153V62H154ZM169 61H171V60H169ZM168 61V62H169ZM19 62H21V61H19ZM25 62H27L26 60H25ZM34 62V61H33ZM95 62V61H94ZM107 62V60L105 61V63ZM145 62V61H144ZM171 62H173V60L171 61ZM181 62H182V60H181ZM36 63H39V62H36ZM36 63H34V65L36 64ZM41 63H43V62H41ZM43 63V64H44ZM49 63V62H48ZM53 63V64H54ZM91 63H93V62H91ZM100 63V62H99ZM98 63V64H99ZM110 62L108 61L107 62V64H109ZM151 62H149V64H150ZM155 63V62H154ZM164 63V62H163ZM33 64V63H32ZM63 63H61V65H62ZM67 64H69V63H67ZM67 64H64V65H67ZM71 64V63H70ZM93 64H95V63H93ZM97 64V63H96ZM96 64L95 65H93V67L94 66H96ZM97 64V65H98ZM101 64H103V63H101ZM100 64V66H102ZM147 64V65H146ZM153 64V63H152ZM180 64V65H179ZM188 64H190V62L188 63ZM36 65H38V64H36ZM35 65V66H36ZM40 65H42V64H40ZM45 65V64H44ZM58 65H60V64H58ZM72 65V64H71ZM73 65H75V64H73ZM90 65V64H89ZM181 65H183V66H186L187 67V70L183 67V66H181ZM199 64L197 63V66H198ZM47 66H48V64H47ZM53 66V65H52ZM92 66V65H91ZM107 68V67H109V65L108 66H102V68ZM36 68V67H35ZM48 68V67H47ZM58 68H59V66H58ZM100 69H97V70H95V72L94 73H97L96 71H99V70H101L102 68L101 67H99ZM105 68V69H106ZM197 68L198 67H196V70H197ZM55 69H57V68H55ZM92 69V68H91ZM93 69H95V68H93ZM104 69V70H105ZM108 69V68H107ZM189 69V70H188ZM199 69V68H198ZM53 70V69H52ZM60 70H62V69H59V72H57V73H59V75L60 74H62V72H60ZM103 70V69H102ZM101 70V71H102ZM194 70V69H193ZM195 70V71H196ZM50 71V70H49ZM49 71H48V73H49ZM68 71V70H67ZM107 71V70H106ZM149 71V70H148ZM199 71V70H198ZM55 72V71H54ZM63 72H64V70H63ZM103 72V71H102ZM107 72H109V71H107ZM107 72H105V73H107ZM144 72V71H143ZM150 72H152V71H149V73ZM153 72H155V71H153ZM52 73V72H51ZM67 73H69V72H67ZM88 73V72H87ZM110 73V72H109ZM108 73V74H109ZM118 73V72H117ZM136 73V72H135ZM142 73V72H141ZM145 73H148L147 71L145 72ZM144 73V74H145ZM156 73H157V71H156ZM54 74V73H53ZM93 74V73H92ZM107 74V75H108ZM113 74V73H112ZM116 74V73H115ZM120 74H121V72H120ZM122 74H124V73H122ZM137 74V73H136ZM154 74V73H153ZM46 75V74H45ZM55 75V74H54ZM63 75V74H62ZM71 75V74H70ZM82 75V74H81ZM90 75V79H91V74H88V76ZM105 75V74H104ZM103 75V76H104ZM106 75V76H107ZM110 75V74H109ZM118 75V74H117ZM127 75H128V73H127ZM137 75H139V74H137ZM137 75H135V76H137ZM143 75V74H142ZM53 76V75H52ZM51 76V77H52ZM72 76V75H71ZM79 76V75H78ZM88 76H86L85 75V78L87 77L88 78ZM96 76H97V74H96ZM101 75H99V77H100ZM102 76V77H103ZM112 76V75H111ZM145 76V75H144ZM54 77V76H53ZM52 77V78H53ZM58 77V76H57ZM56 77V78H57ZM62 77V76H61ZM99 77H97V78H99ZM105 77V76H104ZM121 77H123V76H121ZM120 77V78H121ZM127 77V76H126ZM126 77H124V78H126ZM48 78V77H47ZM55 78V79H56ZM74 78V77H73ZM78 78H80V77H78ZM94 79L93 81L94 82H97V85H98V81H95V80H99V79ZM101 78V77H100ZM106 78V77H105ZM105 78H103L104 80H105ZM117 78V77H116ZM128 78V77H127ZM84 79V78H83ZM82 79V80H83ZM93 79V78H92ZM108 79V78H107ZM106 79V80H107ZM117 79H119V78H117ZM76 80V79H75ZM81 80V79H80ZM79 80V81H80ZM85 80V79H84ZM83 80V81H84ZM88 80V79H87ZM108 80V81H109ZM71 81V80H70ZM73 81V80H72ZM90 81V80H89ZM93 81L91 80V82L90 83H93ZM102 81V80H101ZM120 81V80H119ZM122 81V80H121ZM64 82V81H63ZM100 82V81H99ZM106 82V81H105ZM197 82H196V84H197ZM44 83V82H43ZM78 83V82H77ZM102 83V82H101ZM107 83V82H106ZM109 83V82H108ZM4 84V83H3ZM53 84V83H52ZM73 84V83H72ZM84 84H86V83H84ZM94 84V83H93ZM29 85V84H28ZM43 85V84H42ZM55 85V84H54ZM61 85V84H60ZM75 85V84H74ZM74 85H73V87H74ZM80 85V84H79ZM89 85H91V84H89ZM89 85H87V88H88V86ZM190 85V86H189ZM193 85H194V83H193ZM192 85V86H193ZM2 86V85H1ZM34 86V85H33ZM37 86V85H36ZM52 86V85H51ZM56 86V85H55ZM68 86V85H67ZM70 86H71V84H70ZM86 86V85H85ZM191 86V87H192ZM20 87V86H19ZM42 87V86H41ZM48 87H50V86H48ZM53 87V86H52ZM58 87V86H57ZM60 87H62V86H60ZM64 87H65V84H64ZM69 87V86H68ZM67 87V88H68ZM79 87V86H78ZM77 86H75V89H77L78 88ZM92 87H94V86H92ZM95 87H98V86H96L95 85ZM94 87V88H95ZM102 87V86H101ZM100 87V88H101ZM109 87V88H108ZM5 88H6V86H5ZM15 88V87H14ZM40 88V87H39ZM38 88V89H39ZM55 89H56V87H54ZM54 88H52L53 89V91H54ZM27 89V88H26ZM66 89V88H65ZM70 89H71V87H70ZM80 89V88H79ZM82 89V88H81ZM90 89H91V87H90ZM1 90H3V89H1ZM0 90V91H1ZM43 91H44V89H42ZM45 90H46V87H45ZM60 90H62V89H60ZM64 90V89H63ZM66 90H68V89H66ZM72 90V89H71ZM85 90V89H84ZM100 90V89H99ZM30 91H32V90H30ZM36 91H37V89H36ZM39 91H40V89H39ZM47 91V90H46ZM82 91V90H81ZM86 91V90H85ZM3 92V91H2ZM6 92V91H5ZM13 92V91H12ZM11 92V93H12ZM18 93H19V91H17ZM35 92V91H34ZM45 92V91H44ZM56 92V91H55ZM55 92H53V93H55ZM7 93V92H6ZM10 93V92H9ZM15 93V92H14ZM27 93V92H26ZM40 93V92H39ZM68 93V92H67ZM78 93V92H77ZM76 93V94H77ZM86 93V92H85ZM84 93V94H85ZM8 94V93H7ZM40 94H42V93H40ZM44 94V93H43ZM46 94V93H45ZM70 94V93H69ZM72 94V93H71ZM81 94H83V93H81ZM15 95H16V93H15ZM36 95V94H35ZM51 94H49V96H50ZM4 96H6V95H4L3 94V97ZM19 96H20V94H19ZM19 96H18V98H19ZM33 96V95H32ZM40 96H42V95H40ZM48 96V95H47ZM80 96V95H79ZM7 97V96H6ZM5 97V98H6ZM13 97V96H12ZM53 97H60V96H56V95H54ZM4 98V99H5ZM15 98V97H14ZM39 98V97H38ZM10 99H11V96H10ZM15 99H17V98H15ZM37 99V98H36ZM58 99V98H57ZM2 100V97H1V99H0V101ZM7 100H9V98L7 99ZM6 99H5V101H7ZM13 100V99H12ZM12 100H10V101H8L9 103L12 101ZM19 100V99H18ZM38 100V99H37ZM4 101V102H5ZM13 102V101H12ZM11 102V103H12ZM29 102V101H28ZM31 102V101H30ZM2 103V102H1ZM18 103V102H17ZM5 104V103H4ZM3 104V105H4ZM19 104V103H18ZM6 105L7 104H5L4 106L6 107ZM9 106H10V104H8ZM8 105H7V107H8ZM1 107H2V104L0 105ZM3 106V107H4ZM4 109V108H3ZM2 109V110H3ZM8 109H10V107L8 108ZM5 112V111H4ZM6 112H7V109H6ZM6 114V113H5ZM23 124L22 126H20L19 124ZM27 123V124H26ZM46 122H43V124H45ZM1 124V123H0ZM24 124H26V125H24ZM30 124V123H29ZM43 124H41L40 126H42ZM6 125H2L3 127L4 126H6ZM15 125H18L20 128L19 129H17L18 128V126H15ZM1 126V125H0ZM6 126V127H7ZM35 126H33V127H35ZM51 126V125H50ZM53 126V125H52ZM6 127H4V129H5V135H6V133L8 134V132H6V131H8L7 129H6ZM17 127V128H16ZM33 127H32V129H33ZM37 127H39V124L37 125ZM46 127V126H45ZM17 129L18 131H16V133L17 134H15V131H11V129ZM22 128V129H23ZM27 128H29L28 126H27ZM31 128V127H30ZM44 128V127H43ZM54 128H52L53 130H54ZM197 128V127H196ZM0 129H1V127H0ZM35 129H36V133H37V131L39 130L40 131V129H42V127L40 128V129H38V128H36L35 127ZM38 129V130H37ZM46 129H47V131L48 130H52L51 128H45V130H43L42 129V131H43V133L42 134H45L44 133V131H46ZM191 129V130H190ZM26 130V129H25ZM24 130V131H25ZM52 130V132H56L55 130L53 131ZM27 131V130H26ZM47 131H46V133H47ZM197 131V130H196ZM30 131L28 130L27 131V133H29ZM31 132H33V131H31ZM31 132H30V134H27V136L28 135H32L31 134ZM49 132V131H48ZM56 132V133H57ZM1 133V132H0ZM22 133V132H21ZM25 133V132H24ZM23 133V134H24ZM40 133V132H39ZM50 133V132H49ZM56 133H54V134H56ZM2 134V133H1ZM4 134V133H3ZM10 134V133H9ZM8 134V135H9ZM23 134H22V136H23ZM53 134V133H52ZM11 135V134H10ZM9 135V136H10ZM37 135H38V133H37ZM37 135H35V136H37ZM41 133L39 134V136H37L38 138L39 137H41V136H43V135H41ZM49 135H51V133L49 134ZM9 136H7V138L9 137ZM12 136V135H11ZM34 136V133H33V137H35ZM1 137H2V135H1ZM23 137H25V136H23ZM22 137V138H23ZM31 137V136H30ZM46 137H48V134H47V136ZM46 137H44V138H46ZM50 137V136H49ZM48 137V138H49ZM53 137H57V138H59V136H58V134H57V136H54L53 135ZM3 138H4V136H3ZM6 138V137H5ZM10 138V137H9ZM9 138H8V140H9ZM12 138V137H11ZM18 138H20V137H17V138H12V139H16V143L17 142H22L21 140H17ZM32 138V137H31ZM30 138V139H31ZM43 138V139H44ZM47 138V139H48ZM51 138H52V136H51ZM51 138H49V139H51ZM194 138H196V136L194 137ZM11 139V140H12ZM41 139V138H40ZM42 139V140H43ZM7 140V139H6ZM5 140V141H6ZM23 141H24V139H22ZM26 140H27V138H26ZM26 140H25V142H22V143H29L28 141H29V139L27 140V142H26ZM33 141L32 142H34L35 140H37V141H39L38 139H32ZM45 140V139H44ZM52 140V139H51ZM51 140H49V142L51 141ZM53 140H54V138H53ZM195 140V141H194ZM41 141V140H40ZM56 141V140H55ZM1 143H3L2 142V140L0 141ZM7 142V141H6ZM12 142V141H11ZM19 142V143H20ZM42 142V141H41ZM48 142V143H49ZM52 142V141H51ZM63 142V143H64ZM5 143V142H4ZM3 143V144H4ZM16 143H14V144H16ZM19 143H18V145L17 146H20L19 145ZM34 143H36V141L34 142ZM38 143H40V142H37L36 144H38ZM43 143H46V142H43ZM42 143V144H43ZM47 143V144H48ZM53 143H55L54 141H53ZM7 144H9V146L11 147V144H10V141H9V143H7ZM6 144V145H7ZM13 144V143H12ZM21 144V143H20ZM24 144H22V145H24ZM41 144V145H42ZM47 144H45L44 146L46 147V145ZM51 144V143H50ZM15 145V146H16ZM26 145V144H25ZM29 145V144H28ZM33 145V146H32ZM32 145H30V147H32V149L30 150V152L32 151V150H34V148L36 149V147H34V146H36V145H34V144H32ZM53 145V144H52ZM54 145H56V143L54 144ZM54 145H53V147L50 145V147H52V148H54ZM9 146H7V147H9ZM13 146V145H12ZM16 146V147H17ZM38 146V145H37ZM47 146H49V144L47 145ZM10 147H9V151L7 150L8 148H6V152L8 153H11V150H12V148L10 149ZM14 147V146H13ZM15 147V148H16ZM21 147V146H20ZM25 148V152H26V147L27 146H24ZM34 147V148H33ZM41 147V146H40ZM45 147H43V150L42 151H44V149H45ZM37 148H39V147H37ZM48 148V147H47ZM46 148V149H47ZM56 148H54L55 150H56ZM62 148H64L63 150H62ZM2 149V148H1ZM21 149H23V148H21ZM41 149L42 148H40L39 150H40V152H41ZM51 148H49V150H50ZM3 150V149H2ZM15 150H17V148L15 149ZM15 150H13V151H15ZM49 150H46V151H44V152H46V155H47V151H49ZM18 151H21V150H19V148H18V150H17V152ZM27 151H28V149H27ZM37 151V150H36ZM54 151V150H53ZM5 152V151H4ZM22 152V151H21ZM29 151H28V153H30ZM34 153H35V151H33ZM50 152H48V154L50 153ZM2 153V152H1ZM14 153H16V152H14ZM14 153H12V154H14ZM24 153V152H23ZM37 153V152H36ZM11 154V155H12ZM20 154V153H19ZM39 154H41V153H39ZM2 155H3V153H2ZM5 156H7L6 154H4ZM3 155V156H4ZM10 155V156H11ZM22 154H20V156H21ZM27 155V154H26ZM34 155V154H33ZM33 155L31 156V160L30 159H28L26 156V158L30 161V162H28L29 164L30 163H32L31 161H33V159H32V157H33ZM45 155V156H46ZM0 156H1V154H0ZM2 156V157H3ZM4 156V157H5ZM9 156V155H8ZM7 156V157H8ZM10 156L7 158V159H10L9 161H11V162H9V163H12V161L13 162H15L14 161V159L13 160H11V158H10ZM19 156V155H18ZM17 156V159H20V161H19V164H21L23 161H22V159L24 158L23 156V158L22 157H18ZM28 157H29V155H27ZM38 156V157H39ZM16 157V155L14 154V158ZM34 157H36V155L34 156ZM37 157V158H38ZM47 157H48V155H47ZM13 158V157H12ZM22 158V159H21ZM3 160H5V161H3ZM27 160V161H28ZM26 161V160H25ZM0 162H2V163H0L1 164V166L3 165V162H6V163H8L7 162V160H6V158L5 159H0ZM16 162H17V160H16ZM15 162V163H16ZM6 163H4V164H6ZM14 163V166L16 165V164H18V163H16L15 164ZM28 163H25L26 165H29ZM17 165V166H19V167H17V171H15L14 170V172H16V173H18L19 171V168L21 167V165ZM23 164V166L25 165L24 163H22ZM9 165V164H8ZM25 165V166H26ZM5 165H3V167H4ZM23 166H22V168H23ZM29 166H32V164L31 165H29ZM11 167H12V164H11ZM27 167V166H26ZM24 168V169H27V168ZM37 167V168H36ZM6 170H5V169ZM4 168H2L1 169V167H0V173L1 174H5V172H3L4 170L6 171V172H9V170H10V167H9V169H8V166L6 165V167H4ZM39 168V169H38ZM4 169V170H3ZM7 169H8V171H7ZM37 169V170H36ZM1 170H3V171H1ZM11 170H13V169H11ZM23 171V170H22ZM25 171V170H24ZM19 172V174L21 173L22 175H20V176H18L19 178H20V180L21 181H23V179L25 180V179H27V177H28V173H29V171L30 170H28L27 169V171H25V172H28V173H25V172ZM34 171V172H33ZM3 172V173H2ZM11 173V172H10ZM16 173L15 174H13V180L11 179V181H14V179H16L15 180V182L17 183V182H21L19 179H18V177L17 178H14L15 177V175H16ZM23 173H25L24 175H26V178H25V176L23 175ZM32 173V174H31ZM0 174V175H1ZM19 174H17V175H19ZM7 176L9 175V173L8 174H6ZM6 175H4L5 177H6ZM11 175H12V173H11ZM16 175V176H17ZM2 176V175H1ZM1 176H0V179H2L1 178ZM3 176V177H4ZM24 176V178L23 179H21V177H23ZM9 177H11L10 175H9ZM9 177H7L8 179H9ZM12 178V177H11ZM29 179H27V180H29ZM4 180H5V178H4ZM10 180V179H9ZM19 180V181H18ZM34 180V181H33ZM203 180V179H202ZM2 181V180H1ZM6 181H7V179H6ZM6 181H5V183H6ZM10 181V182H11ZM3 183H4V181H2ZM2 182H0V185H2L1 183ZM30 182V181H29ZM32 182L31 183H29L28 184V182L26 183V180L24 181V183H26V184H28L30 187H28V185L26 186V184H22V185H20V187L21 186H26V188H28V190H29V192L31 191V189L33 188H35L34 187V185L33 186H31L32 185ZM45 182V183H44ZM7 183H9V181H7ZM23 183V182H22ZM31 184V185H30ZM42 184V185H41ZM6 185V184H5ZM3 186V187H6V186ZM9 186L11 185V187L12 186H15L16 187V185H14V182H12V184H8ZM8 185H7V187H8ZM136 186V187H137ZM142 186V188H144ZM1 188L0 187V190H1V192H2V190L3 191H6L7 189H10V188H6V190H4V188ZM24 187H21L20 189H19V184H18V187H16L15 189H17L18 191H20L22 188H23V190L25 189ZM109 187L106 189L107 190V192H109L108 191V189H109ZM122 187V186H121ZM129 187V186H128ZM127 187V188H128ZM133 187V186H132ZM135 187V186H134ZM135 187V189H137L138 190V187L136 188ZM30 188V189H29ZM115 188V187H114ZM145 188L144 189H142L141 190V194L142 193H144L145 194V192L143 191V190H145ZM149 188V189H150ZM113 189V188H112ZM121 189V188H120ZM119 189V190H120ZM122 189H121V191H118V192H116V194L117 193H119V192H122ZM135 189H131L132 191L134 190L135 191ZM139 189H141V188H139ZM13 190V189H12ZM12 190H8L9 192L10 191H12ZM17 190H15V193H14V190H13V192H10V193H12V194H10V195H8L7 194V192L5 193V194H7L9 197H11V195L13 196V195H17V194H19V192L17 193L16 191ZM26 191H28L27 189H25ZM24 190V191H25ZM71 190H73L72 192H71ZM101 191H102V189H100ZM110 190V189H109ZM125 190H127V189H125ZM45 191H46V189H45ZM44 191V192H45ZM63 191H59V192H62L63 193ZM86 191H84V192H86ZM99 191L101 194L104 192H106L105 190L104 191ZM115 191L116 190H114V195H115ZM143 191V192H142ZM147 191H149V190H146V192ZM158 191V190H157ZM32 192H33V190H32ZM31 192V193H32ZM41 191L39 190V192H37L39 195H37V193H35L37 196L36 197H38L39 196V199H40V197H41V193H40ZM43 192V191H42ZM51 192H52V195H51ZM54 192V193H53ZM58 192V193H59ZM84 192H82V193H84ZM99 192H96L97 194V196H99ZM110 192H111V194H110ZM110 192L109 193H107V194H110V195H112L113 196V193H112V191L110 190ZM130 192V191H129ZM156 192V191H155ZM14 193V194H13ZM21 193V196H20V198H23V196H24V198L26 197L25 195H23V193L22 192H20ZM47 193H48V191H47ZM61 193V194H62ZM66 193H63L64 194V196H63V201H61L62 200V197H60L61 195H59V196H57V200H56V196H54V200H50V198H52L53 199V197H48V196H46V197H48L47 199H49V201H48V203L49 202H52L51 203V205L55 202V204H56V202H57V204H58V201L60 202H62L63 204H65V202L67 203V201H69L70 202V205L72 204L71 202V200L72 199H74L73 201H75V202H73V204L74 203H79V204H81V202L83 203V205L85 204L86 205V203L85 202H83L82 200H85V198H86V201L88 200L87 199V197L85 196V198L84 199H81V201L80 202H78L79 200V197L78 198H73V196L72 195H70V196H72L71 198L69 197V199L66 201V200H64L65 198V195H66ZM74 194L75 193H77V191L75 192H73ZM78 193H80V194H75L76 195V197H77V195H81V196H83L84 197V195L83 194H81V192H78ZM99 193V194H98ZM148 193V192H147ZM151 193L153 194V192L151 191ZM167 193V192H166ZM1 194V193H0ZM24 194H26V193H24ZM28 194V196L27 197H30V196H32V195H30L29 193H27ZM49 194H47V195H49ZM67 194V196H69ZM85 194V193H84ZM87 194V193H86ZM107 194H105V196L107 195ZM122 193H119V195H121ZM132 194H133V192H132ZM158 194H159V192H158ZM157 193L155 194V196H157L158 195ZM164 194H165V192H164ZM30 195V196H29ZM44 195H46L45 193H44ZM58 195V194H57ZM90 194H88L87 196L90 198L91 196H89ZM143 195V194H142ZM149 195H150V191H149ZM148 195V196H149ZM167 195V194H166ZM3 196V195H2ZM6 198H7V196L6 195H4ZM19 196V195H18ZM93 196H95V194L93 195ZM103 196V195H102ZM102 196H99V197H102ZM121 196H123V195H121ZM120 196V197H121ZM132 196V197H131ZM130 197L131 198H133V195H131ZM145 196V195H144ZM155 196H154V194L152 195V197H154L155 198ZM159 197L161 196V195H158ZM1 197V196H0ZM8 197V198H9ZM15 197V196H14ZM33 197H34V195H33ZM98 197V198H99ZM106 197H107V199H106ZM106 197H104L105 198V200H108L109 198H108V196H106ZM110 197V196H109ZM114 197V196H113ZM113 197H111L112 199H113ZM120 197H118V194H117V197H114V199L115 198H120ZM130 197H128V198H130ZM139 197V196H138ZM152 197H150V198H152ZM165 197V196H164ZM2 198H4V197H1V201H2ZM11 198H13V197H11ZM11 198H9V199H7L8 201L9 200H11ZM16 198H17V196L15 197V198H13L12 200H13V204H14V199H15V201H16ZM23 198V199H24ZM32 198V197H31ZM60 198H61V200H60ZM66 198H68V197H66ZM80 198H82V197H80ZM94 198V197H93ZM94 199V200H99V199ZM139 198H141V197H139ZM145 198H147L148 199V197H147V195H146V197ZM150 198L148 199V200H150ZM166 198V197H165ZM164 198V199H165ZM18 199H19V197H18ZM22 199V200H23ZM27 200H28V198H26ZM26 199H24V200H26ZM34 199H35V197H34ZM59 199V200H58ZM137 199V198H136ZM11 200V201H12ZM22 200H17L16 201V203L18 202V201H20V203H22V204H20L19 202H18V204H14L13 206H15L16 207V205L19 207L20 206V208L21 209H23L22 207H21V205H23V204H25L26 203V205H31V206H33L32 205V202H33V204H34V202H35V205L36 206H38V204H41V203H37V202H39V200L38 199H36L37 200V202H36V200H32V202H31V204L29 203V202H27V200L26 201H24L23 200V202H21ZM30 200V199H29ZM28 200V201H29ZM44 200H45V197H44ZM92 199H90L89 200V202L91 203H87V205L89 204L90 205V208H91V205H92V207H95L96 205H98L100 202H105L103 199V201H101V199H100V201L98 202V203H96L95 201H91ZM111 200V199H110ZM116 200L117 199H115L114 201H115V203H116ZM121 200H122V198H121ZM121 200H120V202H121ZM131 200V199H130ZM129 200V201H130ZM138 200V199H137ZM147 200V201H148ZM8 202V203H12V202ZM113 201V202H114ZM119 201V200H118ZM128 201V202H129ZM135 201V200H134ZM146 201V199L144 200V202H147ZM153 201H155V199H153L152 201L150 200V201H148V203L150 204V202H153ZM60 202V203H61ZM96 204H95V203ZM109 202V201H108ZM108 202H106V204L103 206V205H100L99 207H101V206H103L104 208L107 206V203ZM112 202V201H111ZM110 202V203H111ZM127 202V201H126ZM143 202V201H142ZM5 203V202H4ZM29 203V204H28ZM44 202H42V204L41 205H43V207L45 206L44 204H43ZM45 203H47V202H45ZM109 203V204H110ZM119 203V202H118ZM132 203H134L133 202V199H132ZM135 203H137V201H135ZM2 204V203H1ZM20 204V205H19ZM50 204V203H49ZM93 204H94V206H93ZM101 204V203H100ZM109 204H108V206H109ZM117 204V203H116ZM156 204H157V202H156ZM8 205V204H7ZM6 205V206H7ZM12 205V204H11ZM7 206V208L9 209V208H11L12 206ZM35 205H34V209H35ZM50 205V206H51ZM67 205V204H66ZM75 205V204H74ZM78 205V204H77ZM82 205V206H83ZM86 205V206H87ZM88 205V206H89ZM130 205H132L131 203H130ZM129 205V207H130V210H129V208H128V211H130V212H132L134 209L131 207ZM142 207H144V204L142 203ZM25 206V205H24ZM49 206V205H48ZM47 206V207H48ZM52 206H54V205H52ZM73 206V205H72ZM78 206H80V205H78ZM124 206H126V205H124ZM134 206H135V204H134ZM137 206V205H136ZM146 206V205H145ZM158 206V205H157ZM1 207V206H0ZM25 207H29L30 209L29 210H32V207H30V206H25ZM56 207H57V205H55V208H53V210L55 209V210H57L56 209ZM66 207V206H65ZM65 207H64V209H65ZM67 207L69 208V204L67 205ZM66 207V208H67ZM76 207V206H75ZM83 207H85V206H83ZM83 207H81V209L83 208ZM115 207H116V210H118L117 209V205H115ZM147 207V206H146ZM13 208V207H12ZM11 208V209H12ZM20 208H17L18 210H20ZM39 208V207H38ZM45 208H46V206H45ZM52 208V207H51ZM51 208H49L50 209V211L53 213V212H55V210L53 211V210H51ZM58 210H59V205H58ZM67 208V209H68ZM73 208V207H72ZM77 208V207H76ZM75 208V209H76ZM87 209L89 208V207H86ZM85 208V209H86ZM96 208L97 209H99L98 208V206H96ZM96 208H94V209H96ZM113 209V210H115L114 208H113V206H109V207H107V209ZM124 208V207H123ZM126 208V207H125ZM124 208V209H125ZM132 208V209H131ZM134 208H136V207H134ZM150 208H152V207H150ZM155 208V207H154ZM153 208V209H154ZM165 208V207H164ZM6 209V208H5ZM10 209V210H11ZM26 209V208H25ZM24 209V210H25ZM40 209V208H39ZM38 209V210H39ZM42 209V208H41ZM47 209V208H46ZM67 209H66V211H67ZM70 209V208H69ZM68 209V210H69ZM80 209V210H81ZM106 208H105V210L104 209H102V207L99 209V211H101L102 212V210H104L102 213H99V214H105V213H108V212H105L106 210H107ZM111 209V210H112ZM122 210V214H123V212H126V210ZM127 209V208H126ZM148 209H149V206H148ZM148 209L146 210V209H144L145 211H148ZM153 209H150V211L151 210H153ZM159 209V208H158ZM166 209V208H165ZM13 210H14V208H13ZM17 210V211H18ZM27 210V209H26ZM28 210V211H29ZM36 210H37V208H36ZM48 210V209H47ZM61 210H62V207H61ZM60 210V211H61ZM77 210H79V209H77ZM91 209H89V211H90ZM115 210V211H116ZM143 210V209H142ZM143 210V211H144ZM154 210H157V209H154ZM163 210V209H162ZM16 211V210H15ZM40 211V210H39ZM38 211V212H39ZM49 211V210H48ZM74 211H76V210H74ZM82 211H84V210H82ZM86 211V210H85ZM93 211V210H92ZM91 211V212H92ZM99 211H97L96 210V212L95 213H98ZM108 211V210H107ZM142 211V212H143ZM145 211L143 212V213H145ZM163 211H165L166 212V210H163ZM169 211H170V208H169ZM168 211V212H169ZM171 211H173V210H171ZM25 212V211H24ZM35 212V211H34ZM59 212V211H58ZM62 212H65V210L63 211L62 210ZM73 212V211H72ZM137 212V210H135V213ZM152 212V211H151ZM151 212L149 213V214H151ZM161 211L159 210V213H160ZM165 212H163V213H165ZM168 212H166V213H168ZM23 213V210L21 211V214ZM28 213V212H27ZM31 214H32V211L30 212ZM43 213V212H42ZM51 213V214H52ZM70 213V212H69ZM75 213H77V211L76 212H74V214ZM84 213V212H83ZM93 213H94V211H93ZM92 213V214H93ZM110 213V212H109ZM111 213H114V212H111ZM134 213V212H133ZM143 213H142V215H143ZM162 213V212H161ZM37 214V213H36ZM54 214H57V213H53L52 215H54ZM63 214V213H62ZM65 214V213H64ZM63 214V215H64ZM68 214V213H67ZM78 214V213H77ZM77 214H75V215H77ZM90 213H86V215L88 216ZM118 214H119V210H118ZM127 214V213H126ZM148 214V213H147ZM146 213L144 214L145 216L147 215ZM156 214H158V210H157V213ZM155 214V215H156ZM171 214V216L173 215L172 213H170ZM23 215H25V213L23 214ZM22 215V216H23ZM43 215H45L44 213H43ZM58 215V214H57ZM56 215V216H57ZM66 215V214H65ZM69 215V214H68ZM74 215V218L76 217ZM109 215H111L112 216V214H109ZM108 215V216H109ZM128 215H130V213L128 214ZM141 215V213H140V217L141 218H143L144 217V215L142 216ZM154 215V216H155ZM168 215V214H167ZM166 215V216H167ZM175 215V214H174ZM173 215V216H174ZM176 215H177V213H176ZM46 216H47V214H46ZM49 216H51V215H49ZM56 216H54V217H56ZM82 215H81V213H80V217H81ZM85 216V215H84ZM83 216V217H84ZM94 216V215H93ZM95 216H96V214H95ZM97 216H99V215H97ZM101 216V215H100ZM105 216H107V215H105ZM107 216V217H108ZM118 217H119V215H117ZM132 216H134L133 214H132ZM139 216V215H138ZM137 216V217H138ZM153 216V215H152ZM165 216V215H164ZM163 216V217H164ZM165 216V217H166ZM169 216V215H168ZM172 216V217H173ZM180 217L179 218H181V216L182 215H179ZM29 217V216H28ZM28 217H27V220H29L28 219ZM54 217L52 218L53 220H54ZM61 217V216H60ZM65 217H68V216H65ZM78 217V216H77ZM76 217V219H78ZM82 217V218H83ZM101 217H103V216H101ZM110 217V216H109ZM108 217V218H109ZM121 217H122V215H121ZM127 217V216H126ZM129 217V216H128ZM162 217V216H161ZM160 217V214H159V219L161 218ZM23 218V217H22ZM40 218H42V217H40ZM46 218V217H45ZM57 218V217H56ZM56 218H55V220H56ZM59 218V217H58ZM62 218H64V217H62ZM72 217H70L69 218V220L71 219ZM74 218H72L73 220H74ZM85 218H86V216H85ZM88 218V217H87ZM86 218V219H87ZM93 218V217H92ZM104 218V217H103ZM108 218H105V220H107ZM112 218V217H111ZM115 218H116V214H115ZM132 219H133V217H131ZM135 218H136V214H135V217H134V221L132 220H130L129 221V223L128 224H130V226H128V224L126 225L128 228H130L129 229V231H126L125 232V230L127 229H124V227L125 226H123L121 223L123 222H121V221H119L118 223H120L121 224V226L123 227V229L122 228H120L119 227V225L118 224H116V223H114V225H117L118 227H119V229H122L125 233H123L122 232V230H121V233L122 234H118L119 233V231H118V233L117 232H115V233H117L116 234V236H114L113 234V236L111 235V230H112V233H114V231H113V229H115V230H118V229H116V228H112L111 226H113V224L110 226L109 224H107V225H109L110 227H111V229H110V227H109V229H110V234L109 235H111V237H113V238H111L109 235H107V232H106V230L105 231H103L102 232V235L103 236H105L103 233L104 232H106V235L108 236V238H111V239H113L111 242H109L110 240H108L107 239V237H106V239L108 240V243H106V244H103L102 246L100 245V243H97V242H99V239L97 240L96 238H95V236H96V234L98 233V232H94L93 234H95V236H91V235H93V234H91L90 236L91 237H94L95 238V240L97 241H95V240H93L94 242H96V244H99V245H97L96 247L97 248H94L93 249V244H91V246L86 242L87 240H89V238L86 240V241H84V242H86L85 244L87 245V247H90V248H92V250H88L87 249V247H85L84 246V248H86L88 251H86L85 250V252L83 253L82 251H81V253H82V255H81V253H80V255H78V253H79V251L75 254L74 252V255L73 256H77L78 255V257L75 259H73V258H71V260L73 261V262H71V260L69 261V263H72V264H191V263H187V262H183V260L182 261H180V259H179V257H176V256H178V250L179 249H177L178 247H177V245L179 244H181L185 239L184 238H188V237H194L193 235H196V233H199V231L200 230H198V229H194L193 230V226H191V225H187L186 223H187V221H186V223L184 224L183 222L182 223H180L181 224V227L180 226H177V224L180 222V220H179V222H178V220L176 221V222H178V223H176L175 221V223L173 222V221H170L169 219H168V222H166L167 221V219H166V221H165V219H163V218H161V220L163 221V222H160V220H156V219H158V218H155V217H153V221L150 219L151 218V216L150 215H147L146 216V218H149L150 219V221H149V219H147V221H146V219H145V217H144V221H142V220H138L137 218H136V221H135ZM139 218V217H138ZM154 218H155V222H154ZM168 218H170V216L168 217ZM175 218H176V216H175ZM177 218H178V216H177ZM176 218V219H177ZM178 218V219H179ZM186 219H187V217H185ZM185 218L183 217V220H185ZM24 219L26 220V218L24 217ZM61 219V218H60ZM60 219H58L59 221H60ZM67 219V218H66ZM81 219V218H80ZM80 219H78V221H80ZM90 219V218H89ZM95 219H96V217H95ZM110 219V218H109ZM114 219V218H113ZM123 218H121L120 220H122ZM126 219V218H125ZM124 219V220H125ZM182 219V218H181ZM43 220V219H42ZM49 220V219H48ZM73 220H70L71 222L73 221ZM97 220H100V218H97ZM24 221V220H23ZM44 221V220H43ZM51 221V219L49 220V222ZM62 221H64L63 219H62ZM77 221V222H78ZM88 221V220H87ZM102 221H103V219H102ZM108 221V220H107ZM110 221H112L111 219H110ZM171 223H170V222ZM28 222V221H27ZM46 222V221H45ZM45 222H44V224H45ZM55 222V221H54ZM65 222H67L66 220H65ZM76 221H75V223H77ZM80 222H82V221H80ZM99 222H101V221H99ZM104 222V221H103ZM174 224H173V223ZM24 223L26 224V221H24ZM53 223V222H52ZM51 223V224H52ZM61 223V222H60ZM69 223V222H68ZM73 223V222H72ZM75 223H74V225H75ZM83 223V222H82ZM90 223H91V220H90ZM107 223H110L109 221L107 222ZM191 222H189V224H190ZM25 224H23V226H25ZM55 224V223H54ZM53 224V230L56 228V226L58 227V225L57 224H59V222L57 221V224L56 225H54ZM62 224H63V222H62ZM66 224V223H65ZM85 224H89V223H85ZM84 224V225H85ZM95 224V226H96V222L94 223ZM93 224V225H94ZM182 224H183V226H182ZM192 224V223H191ZM27 226H29V223H27L26 224ZM39 225V224H38ZM60 225V224H59ZM67 225V224H66ZM70 225V224H69ZM68 225V226H69ZM78 223H77V227L76 228H79L78 227ZM80 225H82V224H80ZM79 225V226H80ZM90 225L91 224H89V227H90ZM93 225H91V226H93ZM97 225H99V227H100V224L98 223ZM184 225H187V226H189V228H190V226H191V229H185L187 226H185L184 227ZM195 225V224H194ZM200 225V224H199ZM40 226V225H39ZM42 226V225H41ZM40 226V227H41ZM47 226H49V225H47ZM47 226H43L44 228H46ZM88 226V225H87ZM132 226V227H131ZM35 227V226H34ZM39 227V228H40ZM49 227H52V226H49ZM55 227V228H54ZM60 227H62V226H60ZM67 227V226H66ZM71 227V226H70ZM73 227V226H72ZM85 227V226H84ZM97 227V226H96ZM98 227V228H99ZM108 227V226H107ZM196 227V226H195ZM22 228V227H21ZM24 228V227H23ZM22 228V229H23ZM29 228H30V226H29ZM36 228H38V226L36 227ZM36 228H34V230H36ZM59 228V227H58ZM75 228V229H76ZM92 228V227H91ZM95 228V227H94ZM104 228H106V226H103V228H102V230L104 229ZM188 228V227H187ZM197 228V227H196ZM22 229L21 230H19V229H16L17 231L19 230V231H22ZM69 228L67 227V230H68ZM84 229V228H83ZM97 229V228H96ZM107 229V228H106ZM13 230V229H12ZM15 230V229H14ZM13 230V231H14ZM24 231H25V229H23ZM27 230H29V229H26V231ZM38 230V229H37ZM40 230V229H39ZM42 230V229H41ZM40 230V231H41ZM44 230V229H43ZM51 230H52V228H51ZM51 230H49L48 229V231H51ZM74 230V229H73ZM80 230V229H79ZM85 230V229H84ZM88 230V229H87ZM91 230V229H90ZM95 230V229H94ZM13 231H10L12 234H13V236H15L14 234H15V232L13 233ZM32 231V230H31ZM60 232H61V228H60V230H59ZM58 231V232H59ZM66 231V229L64 230V232ZM71 231V230H70ZM78 231V230H77ZM81 231V233H79V234H81V236H82V230H80ZM97 231V230H96ZM98 231H100V230H98ZM107 231H108V229H107ZM8 232V231H7ZM28 232V231H27ZM35 233H37L36 231H34ZM42 232V231H41ZM41 232H39V233H37V234H40ZM45 232V231H44ZM72 232V231H71ZM11 233H9V234H11ZM20 233V232H19ZM26 233V232H25ZM43 233V232H42ZM41 233V234H42ZM47 233V232H46ZM46 233H44V235L46 234ZM49 234H50V232H48ZM47 233V234H48ZM52 233V232H51ZM69 233V232H68ZM67 233V234H68ZM73 233V232H72ZM76 233V232H75ZM74 233V234H75ZM91 233V232H90ZM201 233V232H200ZM18 234V233H17ZM16 234V236H18ZM28 234V233H27ZM37 234H36V236H37ZM58 234H60L59 236H61V234L62 233H58ZM64 234V233H63ZM65 234H66V232H65ZM66 234V235H67ZM78 234V233H77ZM85 234V233H84ZM87 234V233H86ZM99 234H101V232L100 233H98L97 235H99ZM22 235L24 236V233H23V231H22ZM30 235H33V234H31V232H30ZM43 235V236H44ZM52 235H53V233H52ZM52 235H50L51 237H54V235L52 236ZM70 235H71V233H70ZM73 235V234H72ZM71 235V236H72ZM76 235V234H75ZM2 236H4V235H2ZM11 236V235H10ZM10 236H8V237H10ZM16 236H15V238H16ZM23 236H19L20 238L19 239H17L16 238V240H20L21 239V237H23ZM25 236H26V234H25ZM41 236V235H40ZM87 236V235H86ZM7 237V238H8ZM28 239L30 238V237H28V236H26ZM26 237H24V238H22V239H24L23 241H25L26 242V240H28V239H26ZM32 237V236H31ZM35 237V235L33 236V238ZM39 237V236H38ZM50 237V238H51ZM62 237V236H61ZM12 238V236L10 237V239ZM15 238H14V240H15ZM36 238V237H35ZM46 238H47V236H46ZM55 238V237H54ZM60 238V237H59ZM64 238V236L62 237V239ZM71 238H73V236L71 237ZM71 238H69V239H71ZM79 238V237H78ZM87 238V237H86ZM100 238V237H99ZM104 237H102V240L101 241H104V239H103ZM206 238V237H205ZM1 239H2V237H1ZM10 239H9V241H10ZM13 239V238H12ZM21 239V240H22ZM26 239V240H25ZM31 239V238H30ZM29 239V241L31 242V240ZM37 239H41V237L40 238H37ZM48 239V238H47ZM52 239V238H51ZM74 239H77L76 237H74ZM80 239V238H79ZM83 239H85L84 237H83ZM91 239V238H90ZM105 239V240H106ZM189 239V238H188ZM207 239V238H206ZM73 240V239H72ZM71 240V242L70 243H73L74 244V242ZM78 240V239H77ZM107 240L106 241H104V242H107ZM2 241V240H1ZM7 241V240H6ZM36 241V240H35ZM34 241V243H36ZM45 241V240H44ZM49 241H50V239H49ZM48 241V242H49ZM54 241V240H53ZM56 241H59V239L57 240L56 239ZM76 241V240H75ZM100 241V242H101ZM4 243L3 244H5V246L8 244L7 242L5 243V241H3ZM24 242V243H25ZM28 242V241H27ZM30 242H29V247L31 246V247H33L32 245H30ZM32 242H33V240H32ZM39 242L40 241H38V243H37V245L35 244H33L34 246H38V244H39ZM46 243H47V241H45ZM66 242H68L69 243V241H66ZM66 242L64 243V242H60V244L62 243V245L63 244H65L66 245ZM77 242H79V241H77ZM81 242H83V241H81ZM83 242V243H84ZM88 242H92L91 240L90 241H88ZM93 242V243H94ZM2 243V242H1ZM1 243H0V245H1ZM13 243H14V241H13ZM15 243H16V241H15ZM43 243V242H42ZM41 242H40V244H42ZM69 243V244H70ZM76 243V242H75ZM103 242H101V244H102ZM11 244H12V242H11ZM22 244H23V242H22ZM48 244V243H47ZM58 244H59V242H58ZM59 244V245H60ZM68 244V245H69ZM79 244H81V243H78V246H79ZM144 244V245H143ZM15 245V244H14ZM26 245V244H25ZM25 245H23L24 247H26V249H28L27 248V246H25ZM48 245H52V243L51 244H48ZM55 245H57L56 243H55ZM59 245H57V246H59ZM72 244H70V246H71ZM142 245V246H141ZM178 245V246H179ZM10 246H12V245H9L8 247L11 249V247ZM19 246V245H18ZM17 246V247H18ZM43 246H44V244H43ZM67 246V245H66ZM81 246V245H80ZM3 247H4V245H3ZM7 247V246H6ZM6 247H4V249L6 248ZM8 247H7V249H8ZM16 246H14V248H15ZM42 247V246H41ZM40 247V248H41ZM45 247V246H44ZM52 247H53V245H52ZM56 247V246H55ZM62 247V246H61ZM95 247V246H94ZM180 247V246H179ZM1 248V247H0ZM39 248V249H40ZM58 248V250H59V247H57ZM64 248V247H63ZM69 247H67V249H68ZM77 248H79V247H77ZM89 248V249H90ZM13 249V248H12ZM11 249V250H12ZM16 249V248H15ZM23 249V248H22ZM29 249H31V248H29ZM34 250L35 249H37V247L35 248H33ZM33 249L32 250H30L31 251V253L33 252ZM38 249V251H39V253H40V250ZM50 249V248H49ZM52 249V248H51ZM55 249L56 248H54V250H52L53 252L55 251ZM73 249H74V246H73ZM0 250H2V251H4L2 248L0 249ZM18 250H19V248H18ZM44 250H47V249H45L44 248ZM44 250L42 249V251L44 252ZM57 250V249H56ZM57 250V251H58ZM61 250V249H60ZM58 251L59 252V254L62 256V257H64V255L67 253V254H73V253H68V251H70V249H68V251L65 253L64 251L66 250H64V249H62V251ZM64 250V251H63ZM76 250V249H75ZM78 250V249H77ZM76 250V251H77ZM81 250H83L84 251V249L82 248ZM173 250H177L178 252V254H174L172 251ZM8 252L10 251L9 249L7 250ZM25 251V250H24ZM24 251H23V253L21 254H18V252H17V254H18V256L19 255H23L24 254ZM57 251H55L53 254H51L50 255V257L52 258L53 257V255H55V258L53 257L52 259H56V254H57ZM73 251V250H72ZM75 251V252H76ZM169 251H171V252H169ZM12 252V251H11ZM15 252H16V250H15ZM35 252H37V250L36 251H34V253ZM50 252L51 251H49V253H47V254H50ZM60 252H62V254L60 253ZM10 253V252H9ZM9 253H8V255L7 256H9ZM25 253H27V252H25ZM42 253V252H41ZM40 253V254H41ZM169 253H171V254H169ZM176 253V252H175ZM6 254V253H5ZM12 254H13V252H12ZM11 253H10V258H12V255ZM30 254V253H29ZM29 254H27L28 256H30ZM45 254V256H41V257H47V258H50V257H48V256H46V253H44ZM44 254H42V255H44ZM64 254V255H63ZM67 254H66V257H64L65 259L67 258ZM58 255V254H57ZM60 255H59V257H60ZM169 255V256H168ZM171 255V256H170ZM175 257V259L174 258H172L173 256ZM207 255V254H206ZM211 255V254H210ZM206 256V257H204L205 259H204V261L206 260H208V261H212V263L213 262H217V263H219V264H225V263H227L228 262V260L227 259H229V258H225V259H221V260H217V259H215V257L213 256V257H211V256ZM3 256H5V255H3ZM2 256V257H3ZM17 256V255H16ZM24 256V255H23ZM22 256V257H23ZM27 256V257H28ZM69 256V258L70 257H73L72 255H68ZM13 257H14V254H13ZM26 257V258H27ZM32 257H34V256H32ZM36 258L34 259V260H36L37 258L39 259V255L38 256H35ZM40 257V258H41ZM61 257V259H62V261H61V259H59V261L58 260H56V262H58L59 264H66V261H67V259L65 260V259H63ZM3 258H8V257H3ZM20 258V257H19ZM23 258H25V256L23 257ZM24 259L25 260V262H26V260L27 259ZM178 258V259H177ZM184 258H185V256H184ZM258 258V257H257ZM14 259V258H13ZM18 259V258H17ZM32 259V258H31ZM51 259V260H52ZM58 259V258H57ZM259 259V258H258ZM1 260V259H0ZM2 260H4V259H2ZM47 262H46V261ZM65 260V261H64ZM7 261H8V259H7ZM6 261V263H2V264H7L8 262ZM16 261H19V260H16ZM28 262H26L27 264L29 263H31L32 264V262H30V258L27 260ZM32 261V260H31ZM39 261L41 262L42 261V264H44L45 262L47 263V264H51V263H56L55 261H53V262H48V260L45 258L44 260L42 259V260H40L39 259ZM49 261H50V259H49ZM21 263H24V262H22V261H20ZM20 262L19 263H17V262H15L14 264H20ZM61 262H64V263H61ZM40 264V263H38V261L36 260V261H33V264ZM45 263V264H46ZM53 263V264H54ZM0 264H1V261H0ZM8 264H10V262L8 263ZM11 264H12V261H11ZM25 264V263H24ZM57 264V263H56ZM197 264V263H196ZM210 264V263H209Z\"/></svg>", "mask_w": 264, "mask_h": 264}]
</instances>
